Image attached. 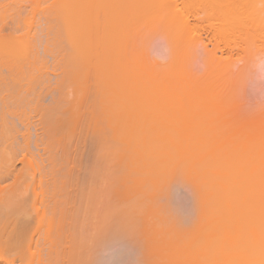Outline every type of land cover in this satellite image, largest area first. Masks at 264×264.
Instances as JSON below:
<instances>
[{
    "label": "rangeland",
    "instance_id": "rangeland-1",
    "mask_svg": "<svg viewBox=\"0 0 264 264\" xmlns=\"http://www.w3.org/2000/svg\"><path fill=\"white\" fill-rule=\"evenodd\" d=\"M2 1V2H1ZM0 1V3H3L5 6H6V4L7 5H9V6H11L10 4V2H9V0L7 1V0H1ZM40 3H42V2H40ZM22 6L23 7H26V8H28V9H30V6L29 5H31V3L29 4V2H28V0L26 1V0H24L22 3ZM39 4V3H38ZM39 5H41V4H39ZM29 6V7H28ZM43 6V5H42ZM80 8H82V7H80ZM24 11L23 12H25L26 10L25 9H23ZM78 10V8H76L75 9V11H77ZM5 11V10H4ZM60 11V10H59ZM58 11V13H59V16L61 15V14H66L65 12H63V10H62V12L63 13H61L60 14V12ZM79 11V13H77V14H75V15H78L79 14V16L81 17L83 14H81V13H83V8L82 9H79L78 10ZM77 11V12H78ZM9 13H7V15L5 16V18L2 20L4 23H2V21H0V27H1V30H2V33L5 35H7V33H10V31H11V29H12V26H14V25H12V23H16L15 21H13L12 19L13 18H15L16 16H14V15H10V14H12V12L11 11H8ZM11 12V13H10ZM23 12H22V10L20 11V13L21 14H23ZM38 12V11H37ZM2 13H4V12H2ZM6 13V12H5ZM5 13H4V15H5ZM56 13V15H57V11L55 12ZM73 13H74V11H73ZM9 14V15H8ZM54 14V13H53ZM4 15L2 16V17H4ZM8 16V17H7ZM39 16V17H38ZM54 16V15H53ZM67 16H68V14H67ZM67 16H63V17H66V19H67V21H68V18H67ZM11 17H13V18H11ZM21 17H22V15H21ZM43 17V16H42ZM56 17H58V15L56 16ZM56 17H54V18H56ZM61 17H62V15H61ZM76 17V16H75ZM74 17V14H73V16H72V18H75ZM11 18V19H10ZM44 18V17H43ZM43 18H41V15H39V14H37V16H36V18H35V23L33 24L34 25V29L32 28V31H31V33H32V35H33V38H32V41H31V43L32 42H38V44H39V41H41L40 39L41 38H43V35L42 34H44V31L42 32V33H40L39 34V31L40 30H45L46 28H44V26L45 27H47L46 25H47V23L49 24L48 26L51 28V30L54 28V29H56L55 27H54V25L55 26H58L57 27V29L54 31V29L51 31V34H52V32H53V34L52 35H54V38H53V36L51 37H49V35H51L50 33H46V34H44V37H46L47 35H48V37H46V38H44L45 40H46V42L48 41L49 43H51V39H52V43L50 44L51 46H52V48L54 49H58L61 45H64V46H61V48H59L58 49V51L57 52H59L58 54H62L64 57H62V55H58L57 56V58H59V59H57V61L58 60H60V59H62L61 61H58V62H61V63H59V65L57 66V64H55L57 61H55L56 59H54L53 57V55L52 54H55V57H56V54H57V52H53V51H56L55 49L53 50V49H49V47H51L50 45H49V43L47 42V43H45V41H44V43H45V45H46V47H47V53L45 52L46 50L44 49V52L41 50V47L42 46H44V48H45V45H44V43H43V45H38L37 44V46H36V48L38 47L44 54L46 53L47 55H48V52L49 53H52V54H50V55H48V58H47V55L46 56H44L43 55V53L42 52H40V50L38 51H34L35 49H34V47H32L31 46V48L30 47H26V50H27V53L26 52H22L23 53V55H25V56H23L22 55V53L20 54V52L21 51H23V49L25 48V46H24V48H23V46H22V48H20V46H16L15 48L13 47L14 45H12V44H8L7 43V46L9 47H5V45H3L2 46V48L1 49H4V48H6V50L4 51V52H7L10 48H11V46L13 47V48H11V49H17V50H14V53L17 55L18 54V56L20 57H24L23 58V63H24V60H26V56L27 55H30V57H29V59L33 62H31V61H29V62H31V65L32 64H36V62L34 63V61H36L37 59H40L41 57H42V55H43V57H42V60L44 61V60H46L47 61V59H48V61L46 62V61H42L41 59H40V61H41V63H39V61L37 60V69H34V68H31L30 70H32L33 69V72H31L32 74H30V76L31 75H36L35 77H33V78H36V79H39V84H40V90L41 89H43L42 87H41V84H46V88L44 87V90H41V93H39L38 94V92H37V88H38V86H39V84L37 85V83L38 82H36L35 84H36V86H35V84H34V86L36 87L35 89H34V92H35V94H36V96H35V94H34V92L33 91H30V93H29V95H31L32 93L34 94V97H35V99L37 100V98L39 99V100H37V101H35V100H33V98L34 97H32L31 99L33 100V103L31 104V106L34 104V106H32V107H35L36 105H37V103H41V104H43V106H44V104H46L45 105V108L46 107H48L47 105H49V103L51 102H53V101H48V100H53L54 99V103L57 105L58 104V102H59V105H57V106H55L53 103L51 104L50 103V105L49 106H51L50 108H49V111H51L50 109H52V110H54V111H51V113L52 114H50V112L48 113V111L46 112V110H45V115L47 114V116H51V117H47V118H51V120H53L52 122H53V124H51L52 122H51V120H49L48 121V119H46L45 118V116H44V119H46V120H44L43 122H48V124L46 123V124H43V125H46L47 127H45V126H43L40 122H41V116H40V114H38V116H39V118L40 119H38V116H37V114L36 115H34V114H32L31 115V113L29 112L30 111V105L29 106H26V105H21V107H20V105L19 106H17V107H15L14 108V111H16V114L17 115H19L20 113H21V116L24 114V116L23 117H21L22 118V121H23V125L25 126V125H29V126H27L28 128H29V131L31 132V133H29V136H28V143H27V148H29V149H27L29 152L28 153H30V154H28L27 155V153H26V149H25V147H24V149H25V154L22 156V155H20V150H17V148L18 147H20V146H22V144L23 145H26V144H24V142L22 143V144H20L21 142H22V138H20L21 136V134L22 133H24L25 132V134H23V135H27L28 134V132H26L25 130H24V127L22 126V124H21V126L22 127H20V122H19V120L18 119H10V118H8L12 123H13V128H14V130H13V128L11 129L10 127H11V125H10V122L8 121V120H4L5 122H4V124H3V127L5 126V128H6V126L7 125H9V126H7V131H8V133L10 134L11 133V136L10 135H7V134H5V129H4V131L2 132V133H4V135L5 136H7L6 138L8 139V142L9 143H7L6 145H8V144H11L12 146H14V147H12V146H10V148L11 149H13L14 148V152L16 153V152H18V153H16L14 156H17V157H14V160H12V165H13V167L14 168H12V172H15V173H13L12 174V176H14L15 175V178L13 177V179H12V177L10 178V179H8L7 180V182L6 183H4L3 185H5V186H12L13 188L17 185V183H18V185L16 186V188L15 189H13V190H15L16 191V194L14 193V198L13 199H15V198H18V200H15L16 201V204H17V206H18V209L19 208H23L25 205V207L24 208H28V209H30L29 207L30 206H32V204L35 202H37L36 204H39V199H40V201H45V205H44V207H46L47 208V210L45 209L44 210V208H42L43 207V205H42V207H41V204L43 203H40V205H38V210H39V212H40V218L39 219H41V217H43L42 219H41V222L43 221H45L46 219H45V215H46V217H47V222L49 223V225H46V224H48V223H46V224H43V222L40 224L42 227H41V229L45 232V230H46V238H45V240H46V247L47 248H45V247H43L44 249L43 250H45V249H50L49 250V252L46 250L45 252L46 253H44V251H42L43 253L41 254L40 253V255L42 256V258H40V255H39V261L37 260V262H41V259H42V264H83V263H85L86 261L88 262L89 260H90V258H91V256L93 255V253H92V251H93V249L92 248H95L96 247V240H97V238L96 237H94L93 238V236L95 235H97V237H98V232L100 231V228L102 227V221H103V219H105L104 220V222H107L108 220H110L111 218H112V216H115V215H117V212L119 211V213H121V212H124L123 210H125V209H122V210H119L120 208H123V207H125L126 208V206L128 207H130V209H128V208H126V210L127 211H130L135 205H137V206H135L133 209H132V211H131V214H130V217L132 218L135 214L137 215V217L135 216V218H134V220H138L136 223H139L138 225L136 224V229H137V233L138 234H141V235H138V237H139V239H140V241H141V243H142V246L144 247L143 248V250L145 249V251H143L144 253L145 252H149L148 254L147 253H145L147 256V258L146 259H144V260H147L146 262L144 261V264L146 263V264H148V262H150L151 260V262L153 263V264H229V262H230V264H252V263H254L255 262V264L257 263V264H259L258 263V259H262L263 260V258H264V255H263V253H264V246H261V245H264V241L262 240L261 241V239H264V237H262V236H264V231L262 232V230H264V226H263V223H264V220H262V219H264V217H263V215H264V212L262 211V210H264V201H262L264 198V179H263V177L264 176H262V175H264V161H262V160H264L263 158H264V154H262L261 155V153H263V152H258V148L260 147V145L262 144V142H263V136H264V132H261V130L262 131H264V102H263V96H264V69H263V64H264V47L263 48H253V49H255V50H251V49H249V50H247V52H249V51H251L250 53V55H244L243 53V55L245 56H243L242 58L243 59H240L239 57L240 56H242V55H237L236 57H237V59H240L241 60V62H239V63H235V65L232 63L231 65H229V66H227L226 68H225V70L227 71V72H229L230 71V73L229 74H227L225 71H223L224 73H226L228 76H226L225 75V77H223V75H224V73L223 74H221L220 76H221V78L222 79H220L219 78V80L221 81V83H223L224 81V83H223V85H222V87H224V88H221V89H219L218 88V91L220 90V92H224V93H222V94H224L223 96H221V93L220 92H216L217 93V95L218 96H220L221 97V99H223V98H225V103H224V107L222 106V107H218L217 106V109H218V112L220 111V113L223 115V117L225 116L226 118H223L222 116H219V114L217 115V111L215 110L214 111V109L212 110V111H214L213 112V114L211 113L210 115V117H211V123H208L207 124V126H209L210 128H212V127H215L216 129H215V131H221L222 130V127L224 126V128H223V130H225L222 134L223 135H225L227 138H225L222 134L221 135H219V137H220V139H222V140H220L219 139V137H213L212 139V143H211V138H208L207 137V139H206V137H204V136H202L201 138H204L203 140L200 138V136L199 135H190L191 136V138L188 136V137H183V136H181L180 134V136H178V134H176V133H174V134H176L177 135V139H179V137L180 138H183V139H179V140H181L180 142H178L179 140H177L176 139V137H174L175 135L170 131V126H164V125H160V126H158L159 124H154L153 125V123H144V125L141 123V125L142 126H144V127H141V125H139L140 123H134V120H132V116L137 112V111H139L138 109H143V108H141V106H140V108H138L136 105L135 106H133L132 104H130L131 105V107H130V105H129V107H130V111H131V113L132 114H130V111H129V107L127 106V107H123V106H120L121 104H122V102L123 103H125L124 102V99L126 100V98H127V94L128 93H130V92H132L133 91V89H135L136 88V86H137V82L136 81H134L135 82V84H134V82H132V80H130V81H128L129 82V84H128V82H126V84L128 85V87H130L131 85H132V87L129 89L128 87H127V85H126V87H125V84L123 85V86H119L118 88L120 89V90H122L121 88H123V87H125L122 91H117V90H119V89H115L114 91H113V93H110L111 95H113V97L112 96H110V94L107 92V90H106V88H104L103 89V87L105 86H101V83H102V85L103 84H105V83H103L104 81H102V82H99V80H100V77H102V79L101 80H104L105 78H104V73H103V65H101L103 62V59L101 58L100 59V57L101 56H103L102 55V53L100 54L101 56L99 57L98 56V53L97 54H95L96 53V51H95V53H92V55H94L95 54V56L97 57L98 56V59H100L101 60V62L102 63H95V64H87V62L89 61L88 59H90V58H84V60H83V62L85 63V66L83 65L84 63L82 62V60H81V62L82 63H80L79 62V59L77 60L78 62H79V67L80 68H78L77 66H78V64L76 63V62H74V63H76L77 64V66L75 65V64H73V62H72V64H71V62H70V59H69V57H70V55L72 54L71 53V51H70V49H69V45H68V49H69V51H70V53L66 50V41H67V44H68V39L67 40H65L66 38H68L67 37V34H66V37L64 36V29H61V28H63L64 27V25H63V27H62V24H63V21L64 20H61V21H59L58 20V18L56 19V21H58V23H60V24H58L56 21H54V19H53V17L51 16V18L53 19V22H54V25H53V22H52V19L50 18V22L51 23H49V22H45V21H47V20H45V21H43L44 19ZM79 18V17H78ZM16 19V18H15ZM59 19H60V17H59ZM65 19V18H64ZM48 20H49V18H48ZM12 21V22H11ZM67 21H66V23H67ZM44 22V23H43ZM79 22V21H78ZM22 23V22H21ZM65 23V22H64ZM80 25H78L77 24V26L79 27V26H82L81 25V20H80ZM23 24V23H22ZM37 24V25H36ZM41 24V25H40ZM42 24H43V26H42ZM50 24H51V26H50ZM57 24V25H56ZM19 25V24H18ZM40 25V26H39ZM53 25V26H52ZM20 26H25V25H20ZM66 26V25H65ZM53 27V28H52ZM136 27H138V26H136ZM142 27H144V25L143 26H139L138 27V29L136 28L134 31V35H135V33H136V31L138 32V34L140 35L139 36V39H138V37L136 38L135 36H137V35H133V38L135 39V41H136V43H135V45H137V48L135 47L134 49L135 50H131V46L132 47H134L135 45H133L132 43L134 42V41H132L131 42V44L129 43L128 45L130 46V51H129V48L127 49V50H124V52H127V51H129L128 53L131 55V53L132 52H134V56H132L134 59L133 60H131V64H132V62L135 60V59H137V57L138 56H140V55H142V56H140V58H138V59H143V58H145V59H147V61H145V63H148L147 64V66L150 68V66H151V69L153 68V67H155V69L157 68V66H162V65H166L169 61H170V54H168L169 56V58L168 59H166L167 57H165V55L167 54V53H170V52H167V50L165 51V50H163L162 51V49L165 47V45L167 46V44H168V41L167 40H165L166 39V36L165 37H161V36H163V34L161 33V32H159V31H156V32H154L153 33V31H152V28L151 27H145V28H142ZM21 28H23V27H21ZM41 28V29H40ZM65 28V27H64ZM158 28V27H157ZM156 28V30H158ZM58 29H60V30H58ZM78 29H81V30H78ZM25 30H27V29H25ZM77 30L78 31H80V33L78 32V38H79V35L81 34V32L83 33V26L82 27H80V28H77ZM85 30V29H84ZM160 30V29H159ZM37 31V32H36ZM46 31V30H45ZM56 31H58V32H56ZM59 31H62V32H60V34H59ZM20 33L22 32V31H19ZM27 32V31H26ZM41 32V31H40ZM66 32V31H65ZM140 32V33H139ZM35 33H36V35H37V37H40V39H35V37H34V35H35ZM54 33H56V34H54ZM131 33H133V32H131ZM159 33H161V36H160V34ZM58 34V35H57ZM142 34V35H141ZM18 35H19V33H18ZM42 37H41V36ZM61 35H63V36H61ZM71 35H72V33H71ZM130 35V34H129ZM55 36H57L58 38H56ZM60 36V37H59ZM68 36H69V34H68ZM76 36V37H77ZM32 37V36H31ZM62 37H63V39H62ZM71 37V39L73 40L72 41V43H70V40H69V43L70 44H74V43H76V42H74V40L75 41H77V40H79V39H82V36L78 39L77 38V40H76V37L74 36V35H72V36H70ZM73 37H74V39H73ZM48 38V39H47ZM58 40H56V39ZM129 38H131V40H132V36L131 37H129ZM165 38V39H164ZM84 39H86V37L84 38ZM63 40V41H62ZM83 40V39H82ZM84 41V40H83ZM86 41V40H85ZM129 41H130V39H129ZM42 42V41H41ZM54 42H56L55 44H53ZM64 42V43H63ZM78 42V41H77ZM82 41H79L78 43L80 44ZM87 42V41H86ZM31 43H30V45H31ZM61 43V44H60ZM63 43V44H62ZM78 43H76L77 45H79ZM85 43V42H84ZM33 44V43H32ZM36 44V43H35ZM57 44V45H56ZM59 44H60V46H59ZM82 44V43H81ZM86 44V43H85ZM27 45H29V44H27ZM26 45V46H27ZM34 45V44H33ZM48 45V46H47ZM53 45H55L54 47H53ZM59 46V47H58ZM74 46H75V44H74ZM81 46V45H80ZM188 46V51H186V57H187V59H185V60H188L187 62H186V64L185 65H187V67H186V69L188 68V69H190L189 71H192V74H191V76H190V74H188V73H190V72H188L187 73V71H186V76L187 75H189V77H187V80L191 77L192 79H189L188 81H192L193 79H196V78H198V77H196V76H201L203 73L202 72H204L205 70H203V67H204V65H203V63L205 64V56H202V52H203V49L199 46V44H196V43H193V44H190V45H187ZM73 47V46H72ZM76 47V46H75ZM79 47V46H78ZM77 47V48H78ZM82 48H83V46H81ZM85 47H87V44H86V46H84V49L83 50H85ZM20 48V49H19ZM43 48V47H42ZM76 48V49H77ZM139 48V49H138ZM165 48H167V47H165ZM187 48V47H186ZM207 48L208 49H211V46H207ZM19 49V50H18ZM71 49H73L74 50V47L73 48H71ZM75 49V50H76ZM126 49V48H125ZM25 49H24V51H26ZM48 50H51V52L50 51H48ZM62 51V53H61V51ZM64 50V51H63ZM65 50H66V52L67 53H69L70 55L69 56H66L65 54H67L66 52H65ZM72 50V51H73ZM80 50L81 51H83L81 48H80ZM79 50V51H80ZM86 50H88V49H86ZM137 50H139V51H137ZM77 51H78V49H77ZM78 51V52H79ZM80 51V52H81ZM98 51V50H97ZM166 53H165V52ZM168 51H169V48H168ZM17 52V53H16ZM33 52H35L36 53V55H37V59H35V57L34 56H36L35 55V53L33 54ZM37 52H38V54H37ZM63 52H64V54H63ZM74 52V51H73ZM85 52V51H84ZM94 52V51H93ZM100 52V51H99ZM162 52V53H161ZM41 53H42V55H41ZM87 53V52H86ZM137 53H139V54H137ZM20 54V55H19ZM76 54V53H75ZM81 56H82V52L81 53H79ZM79 54H77L76 55V57L79 55ZM125 54H127V53H125ZM129 54H127V57L129 56ZM133 54V53H132ZM138 56H137V55ZM248 54V53H247ZM53 57H52V56ZM83 55H85V53H83ZM87 55V57H89L88 55H89V53H87L86 54ZM85 55V56H86ZM90 55H91V51H90ZM91 55V56H92ZM38 56H39V58H38ZM61 56V57H60ZM72 56V55H71ZM81 56H79V58L81 57ZM95 56H92V59H93V57H95ZM131 56H129V58H131ZM137 56V57H136ZM161 56V57H160ZM27 57V58H28ZM44 57H46V59H44ZM50 57H52V58H50ZM65 57H68V61L70 62V64H69V67H67V60L65 59ZM75 57V58H76ZM203 57V58H202ZM235 57V58H236ZM32 58V59H31ZM51 60H50V59ZM73 58V57H72ZM162 58H164V59H162ZM29 59H27V60H29ZM33 59H34V61H33ZM82 59H83V56H82ZM86 59V60H85ZM234 59V58H233ZM236 59V60H237ZM26 60V61H27ZM50 60V61H49ZM64 60H66V61H64ZM94 60V59H93ZM93 60H90V62L91 61H93ZM95 60L97 61V58H95ZM100 60H98V61H100ZM161 60H163V61H161ZM235 60V59H234ZM235 60V61H236ZM25 61V62H26ZM51 61H55V63H54V65H53V62L51 63L52 64V67H51V64H50V62ZM63 61V62H62ZM86 61V62H85ZM137 61V60H136ZM136 61H134L133 63L134 64H138V63H135ZM143 61H144V59H143ZM204 61V62H203ZM238 61V60H237ZM28 62V61H27ZM57 62V63H58ZM94 62V61H93ZM92 62V63H93ZM139 62H140V64H142V67H143V62L142 61H140L139 60ZM150 62H151V65H150ZM64 63H66V65L64 64ZM184 63H185V61H184ZM189 64V66H188V64ZM25 65H27L26 63H24ZM100 64V65H99ZM140 64H138V66L140 65ZM154 64H155V66H154ZM23 66V71H24V67H26V66ZM61 65V66H60ZM63 65H65L66 66V68H65V66L64 67H62ZM71 65L73 66H76V68L74 67L72 70V73H70L69 74V68H72L71 67ZM84 67H83V66ZM91 65V66H90ZM95 65H96V67L98 68V65H99V71L98 70H96L95 71ZM146 65V64H145ZM144 65V66H145ZM40 66H42L43 68H41ZM44 66H47V67H49V68H45ZM57 66V67H56ZM82 66V67H81ZM88 67V69H87V67ZM94 66V67H93ZM31 67H33V66H31ZM56 68V69H54V68ZM101 67V68H100ZM202 67V68H201ZM39 68H41V70H43L44 68H45V70L46 71H41ZM52 68V69H51ZM61 68V70L60 71H64V70H66V71H68V73L67 72H65L64 71V73L65 74H67V75H65L66 77H67V80H66V78H65V80H66V82L64 83V84H62L61 83V78H63L64 79V73L63 72H59L58 70ZM64 68V70H62ZM67 68H68V70H67ZM78 68V72L76 73V69ZM86 68V69H85ZM94 69V71L93 70H90V69ZM202 70H201V69ZM205 68V67H204ZM26 69V68H25ZM41 71V72H43L42 74H41V72L39 73V70ZM47 69L49 70V72H51L52 73V71L54 72L53 73V76H55V73H57L56 74V78L59 80V82H60V86H58V87H60L61 89H63L62 87H61V85H64V89L61 91L62 92V96H67V97H62V98H60L59 99V97H61L60 96V94H61V92H60V89L58 90V88H54V90H56L57 89V91L58 92H60V94H58V92L57 91H54L53 90V88L52 87H50V88H52L51 90L53 91L52 93H51V98H49L48 99V97H50V96H48L49 94H50V91H48L49 93L48 94H45V93H43L44 94V96H43V94H42V92H46L47 90H50V88H48L49 86H51V85H53V86H57L58 84H56V81H58V80H56L55 78H53V76L51 75V73H49V72H47ZM50 69L52 70V71H50ZM74 69L76 70V71H74ZM81 69V70H80ZM85 69V70H84ZM102 69V70H101ZM154 69V70H155ZM35 70H38V71H36L35 72ZM71 70V69H70ZM229 70V71H228ZM27 71V70H26ZM26 71H24V72H26ZM83 73H82V72ZM85 71H87V72H85ZM90 71L93 73V77L91 76V74L92 73H90ZM100 71H102V74L100 73ZM201 71V72H200ZM37 72H38V74H37ZM46 72H47V74H46ZM59 72V73H58ZM77 74H75V73ZM96 72V73H95ZM200 72V74L199 75H197L198 73ZM30 73V72H29ZM29 73L27 74V72H26V74H25V76L24 77H26L27 75H29ZM33 73H35V74H33ZM44 73H45V75H44ZM62 73V74H61ZM79 73V74H78ZM82 74V76H81V74ZM202 73V74H201ZM62 75V77L60 78V75ZM89 74V75H88ZM100 75L99 77L97 76V75ZM196 74V75H195ZM40 75H41V77H40ZM43 75H44V77H46V75L47 76H50L51 78H49L48 77V79L50 80V81H46V79L44 78V82L42 81L43 79ZM73 77H72V76ZM75 75V76H74ZM79 75H80V77H79ZM83 75L85 76L86 75V77H87V79H86V77H84L83 78ZM30 76H27V77H30ZM77 76V77H76ZM90 76H91V78H90ZM32 77V76H31ZM30 77V78H31ZM70 77V78H69ZM76 78V80L77 81H79V83L77 82L76 83V80H75V78ZM97 77V78H96ZM196 77V78H195ZM47 78V77H46ZM74 78V79H73ZM78 78H80L79 80H78ZM95 78H96V80H95ZM42 79V80H41ZM53 79L54 80H56L55 81V83H54V81H53ZM84 79V80H83ZM89 79H93V80H90L89 81ZM97 79H98V81H97ZM130 79V78H129ZM65 80H63V81H65ZM74 80V81H73ZM224 80V81H223ZM42 81V82H41ZM97 81V82H96ZM220 81H219V84H221L220 83ZM51 82V83H50ZM59 82H57V83H59ZM81 82V83H80ZM85 82V83H84ZM87 82V83H86ZM99 82V84H97ZM48 83H49V86H48ZM55 85H54V84ZM76 83V84H75ZM132 83V84H131ZM86 85V86H84V85ZM131 84V85H130ZM134 84V85H133ZM34 86L33 87H31L30 86V90H33V88H34ZM67 86V87H66ZM220 86V85H219ZM70 87H72L71 89L72 90H70ZM80 87H82V88H84V89H80ZM135 87V88H134ZM38 88V89H39ZM76 88V89H75ZM78 88H79V93H77L78 92ZM45 89H47L46 91H45ZM129 89V90H128ZM153 91H155V92H160V88H157L156 87V89H158V90H156L155 88V90L153 89V88H151ZM171 90V88H166V89H163V91L165 92L166 90ZM223 89V90H222ZM224 89H226V90H224ZM40 90H38V91H40ZM68 90H70V91H68ZM75 90V91H74ZM81 90V91H80ZM131 90V91H130ZM169 90V91H170ZM67 91V92H66ZM123 91H125V92H123ZM129 91V92H128ZM162 91V92H163ZM54 92H56L55 94L58 96V98L54 95ZM68 92H69V94H68ZM81 92H82V94H81ZM119 92V93H118ZM123 92V93H122ZM128 92V93H127ZM65 93H67V95L65 94ZM104 93H105V95H104ZM107 93V94H106ZM114 93H117V94H114ZM126 93V94H125ZM65 94V95H64ZM108 94H109V96H108ZM228 94V99H227V95ZM29 95L27 96V98L30 100V97H29ZM41 95V96H40ZM119 95L121 96V97H119ZM33 96V95H32ZM46 96V98H44L43 99V97H45ZM55 96V98L57 99L56 101H55V98H53V97ZM124 96V98H122ZM217 96V97H218ZM116 97V98H115ZM223 97V98H222ZM107 98V99H106ZM116 100H115V99ZM118 98V99H117ZM48 99V100H47ZM62 99V100H61ZM67 99V100H66ZM106 99V100H105ZM119 99H121V100H119ZM220 99V100H221ZM40 100H44L43 102L41 101L40 102ZM47 100V101H46ZM64 100V101H63ZM71 100V102L69 103V101ZM101 100V101H100ZM103 100V101H102ZM113 100H115L114 101V103L117 101V100H119L121 103L119 104H117L116 103V105L115 104H113ZM224 100V99H223ZM31 101V100H30ZM34 101H35V103H34ZM105 101H109V102H105ZM112 101V102H111ZM119 101H117V102H119ZM67 102V103H66ZM99 102H103L102 103V105H101V103L99 104ZM111 102V104L112 105H110V104H108V103H110ZM63 103V104H62ZM107 103V104H106ZM129 103V102H128ZM219 103H223V102H219ZM38 104V106H41V104L39 105ZM62 104V105H61ZM70 104H71V106H70ZM106 104V105H105ZM227 104V105H226ZM66 105V106H65ZM104 105V106H103ZM139 105V104H138ZM147 104H145V105H143V107H145ZM222 105V104H221ZM23 106H24V108H25V110L26 111H22V110H24V108H23ZM43 106H41L42 108H43V110L45 109ZM58 106H60V107H58ZM62 106V107H61ZM101 106H103V107H109V108H104L103 109V107L101 108ZM113 106H115V108L113 107ZM119 106V107H118ZM148 106V105H147ZM226 106V107H225ZM55 107V108H54ZM57 107V108H56ZM68 109H67V108ZM98 107H100L101 108V110H103L102 111V113H99V108ZM134 107V108H133ZM230 107V108H229ZM22 108V109H21ZM27 108H29V111H28V109ZM59 108H61V109H59ZM72 108V109H71ZM111 108H112V110H111ZM118 108H120V109H118ZM125 108H126V110H125ZM148 108V107H147ZM146 107H145V109H147ZM225 108V109H224ZM41 109V108H40ZM64 109V110H63ZM70 109V110H69ZM110 109V110H109ZM116 109V110H115ZM127 109H128V111H127ZM17 110H19V111H17ZM42 110V109H41ZM116 111L117 112V110L119 111V112H117V113H115V112H112V111ZM135 110V111H134ZM137 110V111H136ZM23 113H22V112ZM59 113V114H54V113H57V112ZM60 111V112H59ZM69 112L68 114H66L65 112ZM72 111V112H71ZM105 111V112H104ZM109 111V113H107V112ZM123 111V112H122ZM17 112H20V113H17ZM30 113V114H27V113ZM101 112V111H100ZM61 113V114H60ZM66 116V115H68V116H66V117H68V118H66L65 119V117H63V114ZM71 113L74 115L75 114V116L74 117H76V118H74L72 115H71ZM110 114L109 116L111 117L110 118V120L112 119V120H114V122L113 121H110L109 120V116L107 115V114ZM112 113H115V114H112ZM122 113H124V114H122ZM127 113V114H126ZM128 113H129V116H128ZM50 114V115H49ZM102 114H104L103 116H102ZM108 116L107 118L108 119H106V115ZM119 115L118 117H116L115 118V116H117V115ZM120 114H122V115H120ZM127 116H126V115ZM30 115V116H29ZM52 115H54V118H53V116ZM57 115V116H56ZM62 115V116H61ZM70 115V116H69ZM77 115V116H76ZM115 115V116H114ZM130 115H132L131 117H130ZM217 115V116H216ZM227 115V116H226ZM25 116H28L27 118L29 119V120H27V119H25L26 117ZM35 116V117H34ZM124 116V117H123ZM235 116V117H234ZM60 117V118H59ZM61 117H63V118H61ZM71 117V121H73V120H75V121H73V123L69 120V118ZM113 117V118H112ZM125 117H126V119H125ZM129 117V118H128ZM227 117H228V119H227ZM35 119L34 121L32 120V119ZM56 118H57V120H56ZM115 118V119H114ZM119 118V119H118ZM122 118H123V120H122ZM133 118H134V116H133ZM26 120V122H25V120ZM32 121H31V120ZM42 119H43V117H42ZM59 119H60V121H59ZM62 119V120H61ZM67 119H68V121L70 122V127H68L69 129L68 130H66L67 129V127L66 126H69L68 124L69 123H66L65 124V122L67 121ZM73 119V120H72ZM117 119H118V121H117ZM261 119V120H260ZM37 120H39L38 122H37ZM109 122H108V121ZM120 120V121H119ZM129 120V121H128ZM131 120V121H130ZM225 120H228V121H225ZM9 123H8V122ZM28 121H29V123H30V121H31V123H36L35 125L33 124L32 126H30L31 124H28ZM67 121V122H68ZM222 121H225V123L223 124V122ZM54 122H56V124H58L57 126H56V124H54ZM62 122H63V124H62ZM114 123V125H113V123ZM120 122H121V124H120ZM123 122V123H122ZM128 122V123H127ZM132 122V123H131ZM220 122H222V124H223V126L220 128V129H217L219 126H220ZM228 122V123H227ZM231 124H230V123ZM263 124H262V123ZM41 124L42 125V127L44 128V129H42V127L40 126V125H38V124ZM112 123V124H111ZM130 123V124H129ZM188 123V122H187ZM189 123H191V122H189ZM189 123H188V126H187V124L186 123H184V124H186V126L184 125V124H182V125H180L181 127L182 126H185V127H183V128H181L180 130H179V125H176L177 127H179V128H177L176 127V130H179V133H181L182 132V130L183 131H190L191 129H193L194 128V132H195V130L196 131H198V132H201V130H202V128H204L203 126L204 125H202V124H200V123H198V125H197V123H196V125L197 126H200V127H197L196 125H195V123H191L190 125H189ZM216 123V124H215ZM220 123V124H219ZM238 123L240 124V125H238ZM257 123V124H256ZM122 124H125V126L123 127V125ZM134 124L136 125V126H134ZM200 124V125H199ZM242 124V125H241ZM258 124H259V126H258ZM261 124V125H260ZM51 125H55L54 127H56V128H54L55 130H52L53 132V137L54 138H58L59 139V141H61L62 142V144H61V142H59V141H57L56 142V140L53 138V140H55V141H51V143H54V144H51L50 143V141H49V139L51 140L52 139V137H48L47 139H48V142H47V140H46V137H42V135H44V131L43 130H45V132H46V129L45 128H47V133H45L46 134V136H49V132H51L50 130H51V128H52V126ZM118 125V126H117ZM122 125V126H121ZM129 125V126H128ZM134 126L133 128H132V126ZM147 125H148V127H147ZM151 126V128L152 127H154V128H152V130H151V128H149L150 126ZM192 125H193V127H192ZM202 125V126H201ZM218 125V126H217ZM244 125V126H243ZM35 126L37 127V129L35 128ZM50 126V127H49ZM58 126H60V127H58ZM65 126V127H64ZM120 126V127H119ZM131 126V127H130ZM139 126V127H138ZM163 126V127H162ZM190 126V127H189ZM212 126V127H211ZM228 126V127H227ZM234 126H236V127H234ZM240 126V127H239ZM8 127L11 129H8ZM15 127H16V131H15ZM32 127H34L33 129H31ZM38 127H41V128H38ZM62 127H64V131H63V129H61ZM120 128V129H118V128ZM121 127H123L122 129H121ZM126 127V128H125ZM137 127V128H136ZM156 127V128H155ZM159 127V128H158ZM162 127V128H161ZM172 127V126H171ZM230 127H232V128H230ZM245 129H244V128ZM256 127V128H255ZM49 128V129H48ZM58 128H60L61 130H59ZM66 128V129H65ZM137 130H136V129ZM158 128V129H157ZM167 128H169V130H167ZM186 128V129H185ZM190 128V129H189ZM201 128V129H200ZM242 128V130H239V129H241ZM41 129H42V131H41ZM59 130V131H57V130ZM126 129V130H125ZM140 129H141V131H140ZM143 129V130H142ZM214 129V128H213ZM236 129V130H235ZM238 129V130H237ZM261 129V130H260ZM9 130H10V132H9ZM34 130V131H33ZM35 130H36V132H35ZM38 130H40L41 132H39ZM134 132V133H132V131ZM139 130V131H138ZM154 130V131H153ZM159 130H161V131H163V132H159ZM167 130V131H166ZM231 130H232V132L234 133L235 131H236V135H235V137L233 136V134H232V132H231ZM7 131H6V133H7ZM12 131H14V132H16L18 135H16V133H14V132H12ZM21 132V134L20 133H18V132ZM34 133H33V132ZM54 131H56V132H54ZM60 131H63V133L62 132H60ZM129 131H131V133L132 134H130V132ZM143 131V132H142ZM166 131V132H165ZM192 131V130H191ZM37 132H39V133H37ZM58 132H60V133H62L61 135H57V134H59ZM137 132H139V133H137ZM145 132V133H144ZM147 132V133H146ZM152 132H154V133H152ZM168 132V133H167ZM170 132H171V134H170ZM125 133V135H123ZM128 133V134H127ZM152 133V134H151ZM157 133V134H156ZM159 133V134H158ZM160 133H162V134H160ZM164 133V134H163ZM193 133V132H192ZM243 135L244 133V137H242V135ZM256 133V134H255ZM260 135H259V134ZM16 136V141H17V143L16 144H18L19 143V145L20 146H15V141H13V140H11V139H15L14 137V135ZM35 134V135H34ZM38 134V135H37ZM40 134H42L41 136H39ZM127 134V135H126ZM130 134V135H129ZM136 134V135H135ZM138 134H140V138H139V135ZM151 134V135H150ZM153 134H155V135H153ZM3 135V134H2ZM1 135V136H2ZM3 135V136H4ZM36 136L37 135V138L36 137H34V136ZM51 135V134H50ZM129 135V136H128ZM133 135V136H132ZM134 135H135V137H134ZM141 135H142V137H141ZM145 137H144V136ZM147 135V136H146ZM151 137H150V136ZM157 135V136H156ZM159 135H162V136H160L159 137ZM12 136H14V137H12ZM52 136V135H51ZM58 136V137H57ZM129 138H128V137ZM138 136V137H137ZM155 136V137H154ZM164 136V137H163ZM169 136V137H168ZM193 136H195L196 137V140H195V138H193ZM228 136L229 137H231L230 139H228ZM255 136H257V137H255ZM260 136H262L260 139H258V137H260ZM10 137V138H9ZM27 137V136H26ZM26 137H24V138H26ZM29 137H30V139H29ZM39 137H41V139L39 140L40 142H42L43 141V138H44V141L45 142H47V144L49 145V144H51V145H49V146H47L45 143H44V141L42 142V144H39L38 142L39 141H37L38 139H39ZM99 137H100V139H99ZM127 137V138H126ZM131 137V138H130ZM132 137H134L136 140H137V138L138 139H142L145 143L147 142V145L146 144H144V142L143 141H140V140H137V143L135 142L134 144H135V147L133 146V142L135 141V139L134 138H132ZM144 137V138H143ZM148 137V138H147ZM154 137V138H153ZM175 138V140H176V142H175V140H174V138ZM199 139H198V138ZM232 137H233V139H232ZM253 137H255V140H254V138ZM149 138H151V139H149ZM156 138V140L157 141H154V139ZM159 138V139H158ZM167 138H168V140H167ZM173 138V139H172ZM185 138H187L186 140H185ZM190 138V139H189ZM214 138H217V139H215V140H220V143H221V145H217L216 144V142H218V141H216L215 142V140H214ZM245 140H244V139ZM9 139H10V141H9ZM21 139V140H20ZM27 139V138H26ZM37 141V143L35 142V140ZM57 139V140H58ZM61 139V140H60ZM100 141H99V140ZM127 139H128V141H127ZM129 139H130V141H129ZM133 139V140H132ZM147 139H148V141H147ZM153 139V140H152ZM210 139V140H209ZM228 140V142H226V140ZM33 140H34V142H35V144H36V147H33V146H35V144H33L34 142H33ZM132 140V141H131ZM151 140V141H150ZM170 140V141H169ZM189 140H191L190 142H189ZM194 140H195V142H194ZM201 142H200V141ZM231 142H230V141ZM98 141V142H97ZM160 141V142H159ZM172 141V142H171ZM186 141H188V142H186ZM192 141H193V143H194V146H193V144H192ZM262 141V142H261ZM12 142V143H11ZM56 142V143H55ZM100 142H101V145H100ZM148 142H150V143H148ZM153 142H158L157 143V145H158V147L157 148H153L152 146V150H155V151H153L154 153H151L152 152V150H150L149 151V149H151L150 148V145H151V143L153 144V146L154 147H156L154 144L155 143H153ZM163 143V145L164 146H161L162 145V143ZM170 142V146H169V143ZM183 142V144H181ZM203 142V143H202ZM207 142V143H206ZM215 142V143H214ZM240 142V143H239ZM248 142V143H247ZM257 142V143H256ZM259 142H261V143H259ZM30 143V144H29ZM57 143H59V144H57ZM64 143V144H63ZM98 143V144H97ZM166 143L168 144V147H167V145H166ZM186 143V144H185ZM190 143V144H189ZM195 143H196V146H195ZM197 143H199V144H197ZM202 143V144H201ZM204 143H205V145H204ZM214 143V144H213ZM224 143V144H223ZM225 143H227V144H225ZM228 143H230V144H228ZM232 143H236V145L234 144H232ZM249 143H251V144H249ZM43 144H45L44 146H47L46 148H45V150H43V151H41L44 147L43 146H41V145H43ZM142 144V145H141ZM148 144H150L149 145V149L146 151L145 149H144V147L146 148L147 146H148ZM176 144V145H175ZM216 144V145H215ZM29 145V146H28ZM53 145V146H52ZM62 145V146H61ZM98 145V146H97ZM136 145H138V146H136ZM139 145H140V147H142L143 148V151H142V149L139 147ZM173 145H174V147H173ZM185 145V146H184ZM193 147H191V146ZM212 145V147H210ZM263 145V144H262ZM261 145V147L263 148V146ZM39 146H41L42 147V149H41V147L39 148ZM64 146V147H63ZM102 146V148H100ZM161 146V147H160ZM171 146L173 147V149H171ZM176 146V147H175ZM204 146V147H203ZM209 147V149L210 148H213V147H215L216 148V146H217V148L216 149H218V147L219 146H221L219 149H218V151H216V154L214 153V156H213V150L215 149V148H213L212 150L210 149V151H208V149H207V147ZM224 146V147H223ZM227 146V148H226V150H224L225 149V147ZM249 146H251V147H249ZM259 146V147H258ZM15 147H17L16 149H15ZM49 147H51L50 149H47V148H49ZM57 148V150L55 149V148ZM134 147V148H133ZM166 147V148H165ZM182 147V148H181ZM202 149H204L205 151L207 150V152L206 153H209V152H211V154L210 155H212V156H209V154L207 155L206 153H204L205 151L204 150H201V148ZM235 147V148H234ZM256 147H258V148H256ZM260 147V148H261ZM38 148L40 149V150H38ZM61 148H63V150L61 149ZM94 148V149H93ZM98 148V150H97V152H96V149ZM139 148V149H138ZM165 148V149H164ZM179 148V149H178ZM187 148H189L188 149V151H187ZM206 148V149H205ZM222 148V150H220ZM232 148V149H231ZM237 148V149H236ZM248 148V149H247ZM259 148V149H260ZM260 149L261 151H263V149ZM61 149V150H60ZM101 149V150H100ZM135 149H138V151H140V152H138V155H139V157H137V158H139L138 160H140V162H141V160H143L144 161V159H146L145 158V156L147 157V160H146V162H147V164H149V166H151V169H149L150 167H148L147 165H145L146 166V170L144 169L145 168V166L143 165L144 163H145V161L144 162H142V165L141 166H143V167H140V165H139V161L137 160V158H136V156H134L133 154L135 153V154H137V152H135V151H137V150H135ZM141 149V150H140ZM159 150V152H158V150ZM169 150V151H167V150ZM183 149V150H182ZM191 149H193L192 151L194 152H192L191 151ZM194 149H196V150H194ZM215 149V150H216ZM231 149V150H230ZM234 149V150H233ZM242 149V150H241ZM246 149V151L244 152L243 150H245ZM15 150H17V151H15ZM49 150V151H48ZM60 150V151H59ZM134 150V151H133ZM162 150V151H161ZM166 150V151H165ZM174 150H175V152H174ZM197 150H199V152L197 151ZM214 150V151H215ZM250 150V151H249ZM251 150L253 151V152H251ZM255 150V151H254ZM52 155V157L50 156V155H48V156H50L49 158H52L51 159V161H53L52 163H51V161H50V159H49V161L48 162H46V159L45 158H47V156L45 157L44 155L46 154L47 155V153L48 152ZM99 151V152H98ZM101 151V152H100ZM142 151V152H141ZM163 151H164V153H163ZM191 153H193V155L192 156H190L189 157V153L190 152ZM196 151V152H195ZM202 151V152H201ZM222 151H225V152H221ZM227 151V152H226ZM229 151V152H228ZM230 151H233V154L230 152ZM235 151V152H234ZM20 152V153H19ZM38 152V153H37ZM45 152H47V153H45ZM103 152H105V153H103ZM151 154H150V153ZM157 152L159 153V154H157ZM180 152V153H179ZM187 152H189V153H187ZM238 152H240V153H238ZM249 152H251V153H249ZM255 152V153H254ZM40 153H42V154H40ZM48 153V154H49ZM103 153V155L101 156V154ZM142 153V154H141ZM145 153V154H144ZM162 153V154H161ZM166 153V154H165ZM168 153V154H167ZM190 153V154H191ZM196 153V154H195ZM218 153H220L219 154V156H218ZM224 153H226V154H224ZM230 153V154H229ZM236 153V154H235ZM242 153H247V154H242ZM259 153V154H258ZM59 154V155H58ZM107 154H109V155H107ZM146 154H148V155H146ZM156 154V155H155ZM161 154V155H160ZM172 154V155H171ZM196 156H195V155ZM202 154L204 155L203 157H201L202 156ZM205 154H206V156H205ZM224 154V155H223ZM239 154V155H238ZM40 155V156H39ZM41 155H43V156H41ZM53 155H55V156H53ZM97 155H100L99 157L97 156ZM106 155H107V157H106ZM142 155V156H141ZM145 155V156H144ZM155 155V156H154ZM163 155V156H162ZM187 155V156H186ZM232 155V156H231ZM240 155H242L241 157H240ZM250 155V156H249ZM18 156H22V158L20 159V157H18ZM29 156V157H28ZM111 156V157H110ZM144 156V157H143ZM150 156H152V158L150 157ZM159 156V157H158ZM166 156H167V158H166ZM169 156V157H168ZM193 156H194V158H193ZM209 156V157H208ZM216 156V157H215ZM217 156L218 157H221L222 156V158H223V160H225V161H222L221 159H219V158H217ZM261 156H263V158L261 157ZM27 157V159H28V161H27V159L25 160V158ZM38 157H43V158H39L38 159ZM98 157V158H97ZM106 157V158H105ZM143 157V159H141ZM149 157V158H148ZM156 157V158H155ZM160 157H162V158H160ZM169 162V164H167V161H165V159ZM173 157V158H172ZM181 157H183V159H181ZM184 157H189L188 159H190V160H187L188 161V163H187V161H186V159L184 158ZM213 157H214V160H213ZM227 157H229L230 159H232L231 161H228L229 159H226ZM235 157H238L237 159L235 158ZM251 157V158H250ZM15 158H17V159H15ZM55 158V159H54ZM58 158V159H57ZM103 158H105V159H103ZM110 158V160H106V159H109ZM200 158V159H199ZM216 158V159H215ZM235 158V159H234ZM241 158H244V160L243 159H241ZM254 158V159H253ZM257 158H259V159H257ZM19 159V160H18ZM43 159H45L44 160V162L42 161ZM61 159V160H60ZM96 159L98 160V161H96ZM100 159V160H99ZM150 159V160H149ZM171 159H172V162H171ZM179 159V160H178ZM198 159V160H197ZM209 159H211V162L209 161ZM260 159H262V160H260ZM23 160L24 161H26V162H23ZM104 160V165H107V163H108V165H109V169H107V167H105L104 165H103V163H102V161ZM157 160V161H156ZM160 160H163V161H160ZM181 160V161H180ZM192 160V161H191ZM203 160V161H202ZM216 160H219V161H216ZM246 160V161H245ZM251 160H253V161H251ZM15 163H14V162ZM18 161V162H17ZM106 161H107V163H106ZM138 161V162H137ZM199 161V162H198ZM207 161V162H206ZM214 161H216V162H214ZM220 161H222V162H220ZM239 162V163H237L236 164V162ZM260 161V162H259ZM23 162V163H22ZM55 162V163H54ZM187 164H186V163ZM195 162V166H198V167H196L195 168V166H194V163ZM218 162H220V163H218ZM249 162H251V164H252V166H249L250 164H249ZM259 162V163H258ZM17 163V164H16ZM21 163V164H20ZM57 163V164H56ZM60 163V164H59ZM62 163V164H61ZM99 163V164H98ZM127 163H128V165H129V168H128V166L126 167V165H127ZM138 163V164H137ZM159 163V164H158ZM165 163V164H164ZM192 165H190V164ZM201 163V164H200ZM209 163V164H208ZM215 163V165H217V166H215V165H213V164ZM218 163V164H217ZM225 163V164H224ZM234 163V164H233ZM260 163H262V164H260ZM14 164H15V166H14ZM25 164V165H24ZM50 164H52V165H50ZM59 164V168H58V166H56V165H58ZM146 164V163H145ZM158 166H157V165ZM198 164V165H197ZM223 164V165H222ZM230 164V165H229ZM233 166H232V165ZM238 164H239V166H238ZM240 164H241V166H240ZM253 164H255V165H253ZM256 164L257 165H259V166H256ZM62 165V166H61ZM99 165H100V167H99ZM135 165V166H134ZM137 165H139V167L142 169V170H140V168H136V166ZM153 165H156L155 166V168L157 169H155L154 168V166ZM161 165V166H160ZM190 165V166H189ZM203 165V166H202ZM236 167H235V166ZM242 165H244V166H242ZM245 165H247V167L246 168H248L249 169V174H247L248 172H247V169L245 170V169H240V170H242V172H243V174L242 173H239V167H241V168H244L245 167ZM98 166V167H97ZM189 166V167H188ZM206 166V167H205ZM208 166V167H207ZM212 168H211V167ZM228 166H230L231 168H228ZM254 166V167H253ZM260 166H262V167H260ZM46 167V168H45ZM103 167H104V169H103ZM190 167H193L192 169H190V170H188ZM200 167H202V169H203V171L205 170V168L206 169H208V168H210V169H208V171L207 170H205L204 172L202 171V169L200 168ZM213 167H215L214 169L215 170H213ZM228 168V169H226V168ZM238 167V168H237ZM49 168V169H48ZM53 169V172H52V170L51 171H48V170H50V169ZM54 168H57V169H54ZM126 168H128L129 169V171H128V169H126ZM153 168V169H152ZM197 170H195V169ZM198 168V169H197ZM223 168H225V169H223ZM258 169L257 171L258 172H256V169ZM101 169H102V171H101ZM106 169H107V171H106ZM201 169V170H200ZM222 169V170H221ZM253 169L255 170V173H253L252 175H250V173H252V172H254L253 171ZM149 170V171H148ZM154 170V171H153ZM192 170V171H191ZM196 172H195V171ZM217 170V171H216ZM218 170H220V171H218ZM226 170V171H225ZM236 170H239L238 171V173H237V171ZM250 170H251V172H250ZM62 171V172H61ZM99 171H101V173L99 172ZM131 171H133V172H131ZM147 171V172H146ZM201 171V172H200ZM210 171H211V174H210ZM214 171V172H213ZM232 171L234 172V173H232ZM244 171H246V173H244ZM46 172V174H44ZM49 172L51 173V174H49ZM56 172V173H55ZM61 172V173H60ZM106 172V173H105ZM194 172V174H192ZM206 172H208L209 174H206ZM213 172V173H212ZM217 172L219 173V174H217ZM221 172V173H220ZM228 172H231L230 173V175L229 174H227ZM259 172H261V173H259ZM17 173V174H16ZM63 173V174H62ZM73 173L76 175V177H75V175H73ZM94 173H95V175H96V173H97V175L95 176L94 175ZM101 174V175H99V174ZM103 173H105V175L106 176H103ZM109 175H108V174ZM115 173H116V178H114V179H112L114 176L113 175H115ZM121 173V174H120ZM148 173V174H147ZM191 173V174H190ZM197 173H199V174H197ZM202 173H205V177L203 176L204 174H202ZM237 173V174H236ZM56 174H58L57 176H56ZM113 174V175H112ZM121 175V177L119 176V177H117L118 175ZM233 174V175H232ZM255 174V175H254ZM18 175H20V176H18ZM87 175H88V179L89 178H91V179H89V180H87V182L85 183V180L87 179L86 177H87ZM94 175V176H93ZM123 175V176H122ZM189 176V177H187V176ZM198 175V176H197ZM209 175H211L210 177H209ZM219 175V176H218ZM221 175V176H220ZM229 175V176H228ZM254 175V176H253ZM86 176V177H85ZM103 176V177H102ZM108 176H110V179H109V177ZM111 176H112V178H111ZM222 176H224V177H222ZM228 177V179H231V180H233V181H231V180H227V177ZM232 176V177H231ZM241 176V177H240ZM60 177L62 178V180H61V182H60ZM94 177V178H93ZM122 177H123V179H122ZM197 177H198V179H197ZM201 177V178H200ZM214 177H216V178H214ZM218 177H219V179H218ZM240 177V178H239ZM260 177V178H259ZM261 177H262V179H261ZM86 178V179H85ZM97 178H102V180H96ZM190 178V179H189ZM207 178V179H206ZM208 178H209V180H208ZM213 180H212V179ZM222 178H224V179H222ZM233 178V179H232ZM245 178V179H244ZM255 178H258L257 180L255 179ZM59 179V180H58ZM112 179V180H111ZM119 179H120V181H119ZM122 179V180H121ZM197 179V180H196ZM206 179V180H205ZM215 179V180H214ZM235 179H238V180H240L239 181V183L240 184H238V182L236 183V181H235ZM250 179H251V181H250ZM84 180V181H83ZM93 180V182H91ZM109 180V182H107ZM110 180H111V182H110ZM117 180V181H116ZM196 182H195V181ZM205 180V181H204ZM122 181H124V183H126V185H122ZM199 181V182H198ZM203 181V182H202ZM209 181V182H208ZM210 181H211V183H210ZM217 181V182H216ZM219 181V182H218ZM224 181V182H223ZM227 181H230V182H227ZM244 181H246V183L244 182ZM253 181H255L256 183H254ZM258 181V182H257ZM16 182V183H15ZM190 182V183H189ZM208 182V183H207ZM215 182V183H214ZM233 182V184H231ZM235 182V183H234ZM245 183L244 185H242L241 186V184H243V183ZM259 182H261V183H259ZM263 182V183H262ZM110 183H112V184H110ZM121 183V184H120ZM123 183V184H124ZM194 183V184H193ZM198 183H200V184H198ZM213 183V184H212ZM217 183H219V186H218V184ZM224 183V184H223ZM249 183V184H248ZM251 183H252V185H251ZM259 183V184H258ZM110 184V185H109ZM193 184V185H192ZM210 184V185H209ZM228 184H230L231 186H234V187H231L230 185H228ZM248 184V185H247ZM119 185H121V186H119ZM206 185V186H205ZM209 186V188H208V186ZM218 186L219 187V189H217L218 187H216V186ZM237 185H239V186H237ZM246 185H247V187H246ZM256 186V187H254V186ZM259 185V186H258ZM10 186V187H11ZM20 186V187H19ZM111 186H113V188L111 187ZM114 186H118V188H120L121 187V189L120 190H117L116 192L118 193V195H116L117 193L116 192H114V194L116 195V198H113L112 197V195H113V193H112V191H113V189L115 188V189H117L116 187H114ZM126 186V187H125ZM191 186H193L192 187V192H191ZM200 188H199V187ZM18 187L20 188L18 191H17V189H18ZM56 187V188H55ZM61 187V188H60ZM123 187V188H122ZM197 187H198V189H197ZM207 189H206V188ZM226 187H230V188H226ZM236 187V188H235ZM244 187H246L247 189L246 190H248V192L249 193H247V191L246 190H244V191H242V189H245ZM263 187V188H262ZM23 188V189H22ZM59 188H60V190H59ZM112 188V189H111ZM194 188L196 189V190H194ZM202 188V189H201ZM220 188H222V190L220 189ZM239 188V189H238ZM261 188V189H260ZM109 189H110V193H109ZM115 189H114V191H115ZM126 189H127V193H125V191H126ZM230 189H233L232 191L233 192H231V190ZM252 189H254L253 191H252ZM53 190V191H52ZM197 190H200V191H198V192H196V194L195 193H193L194 191H197ZM203 190V191H202ZM214 192H213V191ZM218 190V192L216 193V191ZM237 190V191H236ZM240 190H241V192H240ZM25 191V193H23ZM57 191V192H56ZM120 191H124L123 193H125V194H127L128 196H126V195H124V194H121V195H124V197L123 196H121L120 195ZM205 191V192H204ZM211 191V192H210ZM227 191V192H226ZM246 191V192H245ZM256 191H258V192H256ZM14 192V191H13ZM18 192V193H17ZM22 192V193H21ZM53 192V193H52ZM60 192V193H59ZM100 192H101V195H100ZM205 194H204V193ZM230 192V193H229ZM241 193V194H237V193ZM254 192V193H253ZM20 193V194H19ZM34 193V194H33ZM122 193V192H121ZM198 193H202L201 194V196H204V197H200L199 195H197ZM243 193H246L247 194V197H245L246 198V200H245V198L243 197V196H245L246 194H244L243 195ZM257 193H259L258 195V197H257ZM18 194V195H17ZM60 194H62V195H60ZM192 194V197L193 196H195L196 197V195L198 196V197H200L199 199L201 200V202H202V198H204L205 200L206 199H208V200H203V202H205L206 204V206L205 207H203V204L204 203H202V205L200 204V207L202 208V209H200V211L199 212H205V214L207 215H205L204 213H202V219H200V221H203V219H204V222H198V221H196V223L194 222L195 221V218L197 217V219H198V216L200 215V213H198L197 212V216L195 217V218H190L191 216H189V214L190 215H193V212H191V209H193L194 208V206H193V208L190 206L192 203H190V200L189 199H191L192 197H190V195ZM195 194V195H194ZM209 194V195H208ZM212 194V195H211ZM216 194V195H215ZM229 194H233L234 196H231L232 197V199H231V197H226V196H228ZM248 194H250V195H248ZM252 194H254V196H252ZM262 194V195H261ZM21 195V196H20ZM23 195V196H22ZM33 195H35V196H33ZM53 195V196H52ZM208 197H207V196ZM236 195H238V196H236ZM17 196V197H16ZM100 196H101V198H100ZM215 196H216V198H215ZM220 196V197H219ZM222 196V197H221ZM224 196H225V198H224ZM230 196V195H229ZM236 196V197H235ZM240 196H242V198H240ZM248 196L250 197V199L248 198ZM34 197H35V200H33L34 199ZM42 197V198H41ZM112 197V198H111ZM127 197L129 198L128 199V201L129 202H131V206L128 204V201L126 200L127 199ZM195 197H193V199L195 198ZM239 197V198H238ZM251 197L253 198V200H251ZM22 198V200H20ZM23 198H25V199H23ZM33 200V201H31V199ZM44 198V199H43ZM124 198H125V201H124ZM197 198V197H196ZM211 198V199H210ZM217 198H219L218 200H217ZM229 199V201H228V199ZM259 200H258V199ZM29 200V201H25V200ZM42 199V200H41ZM123 200V201H121V200ZM142 199H143V202H142ZM220 199H221V201H220ZM225 199V200H224ZM231 199V200H230ZM240 199L242 200V199H244L245 200V202L244 203H246L247 202V204L245 205L244 203H243V201L244 200H242V202H238V201H240ZM19 200H20V202H19ZM113 200V201H112ZM195 200V199H194ZM194 200H192L191 199V201H193L194 202ZM223 200V201H222ZM249 202H248V201ZM257 200V201H256ZM21 201H22V204H20L21 203ZM108 201H109V203H110V207L108 206ZM145 201V202H144ZM188 201H189V203H188ZM210 201V202H209ZM212 201H214L213 202V205H211L212 204ZM227 201V202H226ZM233 201V202H232ZM251 201V202H250ZM260 201V202H259ZM18 202H19V204L21 205V207L19 206V204H18ZM56 202H58V206L56 205ZM113 202V203H112ZM118 202L119 203V205H117L116 203ZM136 204H135V203ZM208 202V203H207ZM228 202H230L231 203V205L228 203ZM255 204H254V203ZM27 203V204H26ZM29 203V204H28ZM31 203V204H30ZM52 203H54V205L56 206V208H55V206H54V208L52 207L53 206V204ZM105 203H107L106 205H105ZM112 203V204H111ZM127 203V204H126ZM132 203H133V205H132ZM217 203V204H216ZM242 203V204H241ZM115 204V205H114ZM178 204H179V206L181 205V204H183L184 206H182V207H179L178 206ZM185 204H189V205H186L185 206ZM225 204V205H224ZM226 204H229V206L228 205H226ZM243 204L245 205V206H243ZM24 205V206H23ZM107 206L106 208H105V206ZM113 205V206H112ZM117 205V206H116ZM140 205V206H139ZM143 205V206H142ZM193 205H194V203H193ZM215 205H217V206H215ZM260 206L259 208H256V207H258V206ZM42 208V209H40V207ZM114 206H116V207H114ZM142 206V207H141ZM189 206V209L187 208ZM209 206V207H208ZM212 206H214L215 208H213ZM234 206V207H233ZM235 206L236 207H238V208H236L235 209ZM240 206H242V208L240 207ZM254 206H256V207H254ZM50 207H52V209H54V212H53V216H52V213L50 212V214H49V210H50ZM113 207L115 208V210H117L118 209V211H114L113 210ZM138 207H141V208H138ZM191 207V208H190ZM227 207H229V208H227ZM231 207H233L234 209H232ZM253 208V210H252V208ZM109 208V209H108ZM117 208V209H116ZM135 208H136V210H135ZM205 208V209H204ZM211 208H213V211L211 210ZM218 208V209H217ZM219 208H221L220 210H219ZM262 208V209H261ZM103 209H104V211H105V213L104 214H102L101 215V213H103L102 211H103ZM223 209V210H222ZM232 209V210H231ZM240 209V210H239ZM244 209V210H243ZM250 209V210H249ZM255 209V210H254ZM40 210H43V212H41ZM113 211V213L115 214V215H113V213L111 212L110 213V211ZM125 210V211H126ZM190 210V211H189ZM206 210V211H205ZM229 210H231V212H233V213H231V215L229 214L230 212H229ZM234 210H237V211H234ZM248 210V211H247ZM256 210H258V211H256ZM107 211V212H106ZM136 211V212H135ZM211 211V212H210ZM246 211V212H245ZM252 211H255V213L254 212H252ZM135 214H134V213ZM138 212V213H137ZM143 212V213H142ZM190 212V213H189ZM207 212V213H206ZM214 214H213V213ZM217 212H218V214L220 213V212H222L220 215H217ZM223 212H225V213H223ZM237 212V215L235 214ZM249 212H251L252 213V215L250 216V215H248L247 216V214H250ZM258 212V214H260L259 216V218H258V214H257V218L258 219H261V217H262V219H261V221H262V223L261 222H259L258 223V225L257 224H254L253 223V220L255 219L254 217H255V215L254 214H256ZM43 213V216H41V214ZM48 213V214H47ZM130 213V212H129ZM142 213V215H143V217L140 215V214ZM192 213V214H191ZM209 213V214H208ZM242 214L241 216H240V214ZM107 214H108V217L110 218H108L107 217ZM111 214H112V216H111ZM133 214V215H132ZM215 215L214 216V218H216V219H214L213 218V215ZM238 214H239V216H238ZM243 214L245 215V216H243ZM261 214H263L262 216H261ZM103 215H105V217L106 218H108V220H106V218L104 217V218H102L103 217ZM196 215V214H195ZM227 215V216H226ZM129 216V215H128ZM220 216H222V217H220ZM226 216V217H225ZM252 216H254V217H252ZM33 217H34V215H33ZM140 217H142L141 219H142V221H141V223H140ZM193 217V216H192ZM200 217V216H199ZM231 217H237L235 220H237L236 222L237 223H239V224H236V222L235 221H231V220H234V219H231ZM252 217V218H251ZM36 218V217H35ZM51 218H52V220H51ZM99 218H102L101 220H99ZM201 218V217H200ZM208 218V219H207ZM223 220H222V219ZM226 218V219H225ZM229 218V219H228ZM240 218V219H239ZM247 218V219H246ZM256 218V219H257ZM49 219V220H48ZM193 221H192V220ZM212 219H214V220H212ZM228 219V220H227ZM231 219V220H230ZM243 219V220H242ZM246 219V220H245ZM253 219V220H252ZM51 220V221H50ZM209 220H210V222H209ZM216 220V221H215ZM45 221V222H46ZM100 221V222H99ZM206 221H208V223L209 224H207V222ZM211 221H213V222H211ZM215 221V222H214ZM224 221H226V222H224ZM228 221V222H227ZM229 221H230V223H229ZM242 221H244V222H242ZM247 222V224L249 225L251 222L253 223V225L255 226V228L258 226V228L257 229H260V230H257V229H255V228H252V226H248V225H246V222ZM250 221V222H249ZM258 221H260V220H256V221H254V222H258ZM44 222V223H45ZM197 222L198 223H200V224H197ZM224 222V223H223ZM233 224H232V223ZM234 222H235V224H234ZM212 225H211V224ZM221 223V224H220ZM226 223V224H225ZM241 223H243V224H241ZM245 223V224H244ZM251 223V224H252ZM43 224V225H42ZM101 224V225H100ZM106 224V223H105ZM105 224H103V227H105ZM205 224V225H204ZM218 224V225H217ZM224 224V225H223ZM250 224V225H251ZM259 224H260V226H259ZM101 227H100V226ZM200 225V226H199ZM203 225V226H202ZM206 225H208V226H206ZM215 225V226H214ZM217 225V226H216ZM226 225V226H225ZM231 225H232V227H231ZM243 225V226H242ZM247 227H246V226ZM257 225V226H256ZM139 226V227H138ZM205 226V227H204ZM233 226H234V228H233ZM236 226H238V227H240L241 229H239L240 231H238L237 230V228L238 227H236ZM242 226V227H241ZM50 227V228H49ZM212 227V228H211ZM216 227H217V229H216ZM219 227V228H218ZM235 227H236V229H235ZM140 228V229H139ZM234 230H233V229ZM249 228V232H251V233H249L248 231H246V229H248ZM262 228V229H261ZM98 229V230H97ZM143 229V230H142ZM245 231H244V230ZM41 230V231H42ZM49 230V231H48ZM210 230H211V232H210ZM217 231V233H216V231ZM220 230V231H219ZM228 230V231H227ZM230 230H232L233 231V233H234V231H236V233H237V231L239 232V233H242V234H240V236L242 237L241 239H240V237L238 236L239 235V233H237L236 235L238 236V239L239 240H243V241H236V239H237V237H236V235H232V237H231V235L230 234H233V233H230V234H226L225 235V233L226 232H232V231H230ZM47 231H48V234H47ZM140 233H139V232ZM141 231H142V233H141ZM143 231H145V232H143ZM207 231V232H206ZM260 231V232H259ZM96 232V233H95ZM221 233V234H223L224 235V237H222V235L221 234H219V233ZM257 232V233H256ZM262 232V233H261ZM50 233H51V235H50ZM95 233V234H94ZM209 233V234H208ZM216 233V234H215ZM245 233H247V237H245L244 236V234ZM256 233V234H255ZM259 233L261 234L260 236L262 237H260L259 236ZM41 234H42V232H41ZM43 234H45V233H43ZM42 234V235H43ZM144 234V235H143ZM145 234L147 235L146 237H145ZM235 234V233H234ZM258 234V235H257ZM93 235V236H92ZM211 236V237H209V236ZM214 235V236H213ZM216 235L218 236V237H216ZM221 237H220V236ZM249 235H251V238L249 237V240L248 239H246V238H248V236ZM256 237H254V236ZM47 236H48V238H47ZM90 237V236H92V237H90L89 238V241L87 240V237ZM140 236H142L144 239L145 238H147V239H145V241L143 240V242H142V239L143 238H141ZM205 236H206V238H208V239H206L205 238ZM226 236V237H225ZM212 237H213V239H212ZM215 237V238H214ZM244 237V238H243ZM93 238V239H92ZM95 238H96V240H95ZM223 238V239H222ZM255 240H254V239ZM258 238V239H257ZM92 239V240H91ZM211 239V240H210ZM227 241H226V240ZM232 239H234L235 241H232ZM259 239H260V244L258 243L259 242ZM80 240H81V242H80ZM83 240V241H82ZM201 240H203V242L201 241ZM219 240H220V243L218 244L217 242H219ZM222 240V241H221ZM231 240V241H230ZM256 241L257 243H258V245H260L259 247H261V249L259 248V247H257L258 245H257V243L255 242V244H254V242L253 241ZM50 241V242H49ZM79 241V242H78ZM85 241H86V243H87V241L89 242L88 244H86L85 243ZM92 241V242H91ZM211 241H213V242H211ZM225 243H224V242ZM48 242V243H47ZM77 242H78V244H77ZM91 242V243H90ZM95 242V243H94ZM145 242V243H144ZM149 242V243H148ZM222 242L225 244V245H227V243H228V245L227 246H225L224 244H222ZM235 242H236V244H235ZM239 242V243H238ZM242 242H244L245 244V246L246 247H244V245L242 244ZM248 242H250V243H248ZM81 243V246H82V248L81 247H79V246H77V245H79ZM84 243V244H83ZM92 243H93V245H92ZM147 243V244H146ZM209 244V246H213V247H211L212 249H210V247L208 246V244ZM212 243V244H211ZM233 243H234V245H233ZM241 243V244H240ZM246 243H247V245H246ZM262 243V244H261ZM91 246H90V245ZM148 244H150V245H148ZM217 244V245H216ZM230 244V245H229ZM83 245H85V247L87 246V245H89L90 247H86V248H88V251H86V248L83 246ZM205 245H207V246H205ZM236 245H240V248H239V246H236ZM241 245H243V246H241ZM250 245V246H249ZM256 245V246H255ZM116 246H118V245H116ZM116 246H113V247H109V249H111V250H108L107 249V251H105V253H103V252H101V253H103V254H101L104 258H105V260L107 259V258H110V259H108V260H106V264H122L121 262H123V261H125L123 258V256H122V253H123V249L124 250H126V248H124V247H121V248H123V249H121L120 248V246H118V247H116ZM146 246H149V247H147L146 248ZM219 246V247H218ZM223 246V247H222ZM229 246V247H228ZM92 247V248H91ZM208 247H209V249L212 251H214V250H216V251H210L209 249H208ZM234 247V248H233ZM256 247L257 248H259V252L257 251V249H256ZM83 248H85L84 250H83ZM149 248V249H148ZM223 248V249H222ZM228 248V249H227ZM243 248V249H242ZM245 248H248V249H245ZM250 248H252V249H250ZM91 249V250H90ZM116 249V250H115ZM146 249H148V250H146ZM208 250V251H206V250ZM218 249H220V250H218ZM230 249L232 250V251H230ZM233 249H236V251H234ZM106 250V249H105ZM243 250L245 251V252H243ZM248 250V251H247ZM261 250H263V251H261ZM86 251V252H85ZM91 251V252H90ZM95 251V250H94ZM122 251V252H121ZM207 253V255H206V253ZM229 251V252H228ZM255 251H256V253H255ZM82 254H81V253ZM84 252L88 255V253H89V259L87 258L88 256H86V254L84 255ZM88 252V253H87ZM111 252V253H110ZM115 252V253H114ZM118 252H120L121 253V255H119L120 253H118ZM125 252V251H124ZM217 253L216 255H214V253ZM225 252V253H224ZM237 252V253H236ZM249 252V253H248ZM261 252H262V254H261ZM48 253V254H47ZM79 253H80V256H79ZM210 253V258H209V256H208V254ZM211 253L214 255V256H216L217 258L216 259H213L214 257H213V255L211 256ZM227 253H231V254H227ZM234 253V254H233ZM241 254V255H239V254ZM251 253H253V254H251ZM45 254V256H43ZM111 254H113V255H111ZM115 254V255H114ZM119 255L118 256V258L120 257V256H122V257H120L119 259H120V261H119V259L117 258V255ZM204 254V255H203ZM261 254V255H260ZM78 255V256H77ZM82 255V256H81ZM105 255V256H104ZM124 255V254H123ZM150 255V258L148 257ZM221 255V256H220ZM224 255H226V256H224ZM247 255V256H246ZM35 257H36V255H34ZM30 257V260L29 261H27L26 260V258L24 259V260H22V261H25V262H22L23 264H35V263H37L36 262V260H33V259H35V257ZM110 256H112V258L110 257ZM116 256V257H115ZM208 256V258L210 259V261L207 259V258H204V257H207ZM223 256V257H222ZM228 256V257H227ZM240 256V257H239ZM244 256H246V257H244ZM248 256H250V257H248ZM263 257V258H261V257ZM76 257H79L78 259H76L75 260V258ZM85 258V260H84V258ZM92 257H94V255L92 256ZM115 257V258H114ZM231 257V258H230ZM239 258H242V259H239L240 260V262L238 261V259ZM253 257V259H251ZM257 259H255V258ZM37 258H38V256H37ZM36 258V259H37ZM74 258V259H73ZM116 258H117V261H119L118 263H114V262H117L116 261ZM121 258H122V260L123 261H121ZM125 258H129V255H128V257H127V255H126V257ZM149 258V259H148ZM203 258H204V260H203ZM226 258H228V259H226ZM231 260H230V259ZM245 258H248V259H245ZM29 259V258H28ZM79 259L81 260L80 262H79ZM83 259V260H82ZM114 259V260H113ZM131 259V258H130ZM129 259V261H131ZM151 259V260H150ZM233 259V260H232ZM244 259V260H243ZM31 260H33V261H35V262H32ZM91 260H92V258H91ZM110 260V261H109ZM150 260V261H149ZM212 260V261H211ZM214 260V261H213ZM218 260V261H217ZM236 260V261H235ZM242 260V261H241ZM251 260L253 261V262H251ZM103 261H104V259H103ZM102 261V262H103ZM113 261V262H112ZM128 261V262H129ZM205 261V262H204ZM215 261H217V262H215ZM132 262V261H131ZM131 262H130V264H131ZM207 262V263H206ZM215 262V263H214ZM221 262V263H220ZM234 262V263H233ZM238 262V263H237ZM21 262L19 263V262H16V264H22ZM41 263H38V264H41ZM105 263V262H104ZM104 263H102V264H104ZM129 264V263H127V261H125V262H123V264ZM152 263H149V264H152ZM132 264H134V263H132Z\"/></svg>",
    "mask_w": 264,
    "mask_h": 264
},
{
    "label": "bare ground",
    "instance_id": "bare-ground-1",
    "mask_svg": "<svg viewBox=\"0 0 264 264\" xmlns=\"http://www.w3.org/2000/svg\"><path fill=\"white\" fill-rule=\"evenodd\" d=\"M1 1V0H0ZM8 1V0H7ZM24 0H9V2L11 3L10 5L11 6H9V5H7L6 4V6L3 4V3H0V21H2L4 18H5V16L7 15V13H9L8 11H11L12 12V14H10V15H14V16H16L15 18H13V17H11V18H13L12 20L13 21H15L16 23L14 24V23H12V25H14V26H12V29H11V31H10V33H7V35L5 34H3L2 33V30H1V27H0V264H16V262H25L26 260L27 261H29L30 260V257H33L34 255H36V257H35V259H33V260H36V262H37V260L39 261V255H40V253L42 254L43 252L42 251H44V253H46L45 251L47 250L48 252H49V250L48 249H45V250H43L44 248L43 247H45V248H47L46 247V240H45V238H46V230H45V232L41 229V223L43 222H41V219L43 218V217H41V219H39L40 218V212H39V210H38V205H40V203H42L41 204V207H42V205L45 203V201H40V199H39V204H36L35 202L32 204V206H30L29 208L30 209H28L27 207L26 208H19L18 209V206H17V204H16V201L15 200H18V198H15V199H13L15 196H14V193L16 194V191L15 190H13V189H15L16 188V186L18 185V183H17V185L13 188L11 185V187L10 186H5V185H3L4 183H6L7 182V180L8 179H10L11 177H12V179H13V177L15 178V175L14 176H12V174L13 173H15V172H12L13 170H12V168H14L13 167V165H12V160H14V157H17V156H14L16 153H18V152H14L13 150H14V148L13 149H11L10 148V146H12L11 144H8V145H6L7 143H9L8 142V137L7 136H5L4 135V133H2L3 131H4V129H5V134H7V135H10L11 136V133L9 134L8 133V131H7V126H9V125H7L6 126V128H5V126L3 127V124H4V120L6 119V120H8L9 122H10V125H11V129L13 128V123L8 119V118H10L11 120L12 119H18L19 120V122H20V127H24V130L26 131V132H28L29 131V128L27 127V126H29V125H23L22 123H23V121H22V118L21 117H23L24 116V114L21 116V113L20 112H17V113H20L19 115H17L16 114V111H14V108L15 107H17V106H19L20 105V107H21V105H26V106H29L30 105V111H29V108H27L28 109V111L31 113V115L32 114H34V115H36L37 114V116H38V114H40V116H41V124L43 125V124H48V122H43L44 120H46V119H48V121L49 120H51V118H47V117H51V116H47V114L50 112V114H52L51 113V111H54V110H52V109H50L51 111H49V108L52 106H49L50 105V101H53L52 103L55 105V106H57V105H59V102H58V104L56 105L55 103H54V99L53 100H48L49 98H51V93L53 92L51 89L54 87V88H58V90L60 89V92L64 89V85H61V87L63 88V89H61L60 87H58V86H60V82H59V80L56 78V74L57 73H55V76H53V71L50 69V71H52V73L51 72H49V70L47 69V72H49V73H51V75L53 76V78H55L56 80H58V81H56V80H54L53 79V81H54V83H55V81H56V84H58L57 86H53V85H51V86H49V83H48V88H50V87H52V88H50V90H47V89H45V91L46 92H42V94L43 93H45V94H48L49 92L48 91H50V94L48 95V96H50V97H48V101L50 102L49 103V105H47L48 107H46L45 108V105L46 104H44V106H43V104H41V106H43L45 109L43 110V108L41 107V106H38V104L39 103H37V105L35 106V107H32V106H34V104L31 106V104L33 103V100H35V101H37V100H39L38 98H37V100L35 99V97H34V94H35V92H34V89L36 88L35 86H36V82H38L37 83V85L39 84V79H36V78H33V77H35L36 75H31L30 76V74H32L31 72H33V69L32 70H30L31 68H34V69H37L38 67V65H37V60L39 61V63H41V61H40V59L42 60V57H43V55L44 56H46L47 54V47H46V45H45V43H47L46 42V40L44 39V38H46V37H48V35L46 36V37H44V34H46V33H50L51 34V31L54 29L53 27V29L51 30V28L48 26L49 24L47 23V22H49V23H51L50 22V18H51V16L53 17V19H54V21H56V19L58 18V20L59 21H61V20H64L63 21V24H62V27H63V25H64V27L63 28H61V29H64L63 31H64V36L66 37V34H67V37L68 38H66L65 40H67L68 39V44H67V41L65 42L66 43V50L70 53V51H71V55L69 54V53H67L66 52V50H65V52L67 53V54H65L66 56H69L70 55V57H69V59H70V62L72 61L73 62V64H75L76 66H77V64H78V68H80L79 67V62L80 63H82L83 62V60H84V58L86 57L87 59L88 58H90V59H88L89 61L87 62V64L89 65V64H95V63H102L101 65H103V73H104V80H101L102 79V77H100V80H99V82H102V81H104L103 83H105V84H103L102 85V83H101V86H104L103 87V89L104 88H106V90H107V92L110 94V93H113V91L115 90V89H119L118 87L119 86H123L124 84H125V87H126V82H128V81H130V80H132V82H134V81H136L137 82V86H136V88L135 89H133V91L132 92H130V93H128L127 94V98H126V100L124 99V102L125 103H123L122 102V104L120 105V106H123V107H129V105L130 104H132L133 106H139L138 108H140V106H141V108H143V109H138L139 111H137L133 116H134V118H133V116L132 115H130V117L132 116V120H134V123H140L139 125H141V123L144 125V123H153V125L154 124H159L158 126H160V125H164L165 127L167 126H170V131L174 134V133H176V134H178V136H183V137H190L191 138V134L192 135H199L200 136V138L202 137V136H204V137H206V139H207V137L208 138H211V143H212V138L213 137H219V135H221L225 130H223V128H224V126H223V124L225 123V121H228V120H225V121H222L223 122V124H222V122H220L219 124H220V126L217 128V129H220L222 126V130L220 131H215V127H212V128H210L209 126H207V124L208 123H211L210 121H211V113L213 114V112L216 110L217 112H218V109H217V106L219 107H224V103H225V98H223L224 96V92H220V90L218 91V88L219 89H221V88H224V87H222V85H223V83L225 82L224 80V82L223 83H221V81L219 80V78L220 79H222L223 77H225V75L226 76H228L227 74H229L230 73V71L229 72H227L226 70H225V68L227 67V66H229V65H231L233 62V64L235 65V63L237 62V63H239V62H241V60L240 59H243L246 55H250L251 53V51H249V52H247V50H249V49H251V50H255V49H253V48H263L264 47V0H28V2H29V4L31 3V5H29L30 6V9H28V8H26V7H23L22 6V2H23ZM27 1V0H26ZM2 2V1H1ZM40 2H42V3H40ZM41 4V5H39V4ZM43 5V6H42ZM28 6V7H29ZM80 7H82L83 8V13H81V14H83L81 17L79 16V14L78 15H75V14H77V13H79V9H82V8H80ZM76 8H78V12L77 11H75V9ZM23 9H25L26 11L25 12H23L24 10ZM5 10V11H4ZM22 10V12H23V14H21L20 13V11ZM61 12H60V11ZM62 10H63V12H65L66 14H64L63 12H62ZM38 11V12H37ZM57 11V15H58V17H56L57 15H56V12ZM58 11L60 12V14L61 13H63V14H61L62 15V17H61V15L59 16V13H58ZM73 11H74V13H73ZM2 12H6L5 13V15H4V13H2ZM10 12V13H11ZM54 13V14H53ZM37 14H39V15H41V18H43L44 20L43 21H45V20H47V21H45L46 23H47V27H45L44 26V28H46L45 30L43 29V30H40L39 31V34L40 33H42L43 31H44V34H42L43 35V38H41L40 39V37H37V35H36V33H35V35H34V37H35V39H40L41 41H39V44L40 45H43V43H44V41H45V43H44V45H45V48H44V46H42L41 47V50L44 52V49L46 50L45 52V54L39 49L40 47V45L38 44V42H32L31 43V41H32V38H33V35H32V33H31V31H32V28L34 27V23H35V18H36V16H37ZM67 14H68V16H67ZM73 14H74V17L75 18H72V16H73ZM4 15V17H2ZM9 15V14H8ZM21 15H22V17H21ZM54 15V16H53ZM43 16V17H42ZM63 16H67V18H68V21H67V19H66V17H63ZM8 17V16H7ZM39 17V16H38ZM54 17H56V18H54ZM59 17H60V19H59ZM79 17V18H78ZM10 18V19H11ZM48 18H49V20H48ZM65 18V19H64ZM52 19V18H51ZM53 19H52V22H53ZM80 20H81V25L83 26V33L81 32V34L79 35V38L82 36V39L84 40H82V39H79L78 38V32L80 33V31H78V30H81V29H78L77 30V28H80V27H82V26H77V24L78 25H80ZM66 21H67V23H66ZM79 21V22H78ZM12 22V21H11ZM23 24H22V23ZM57 23H58V21H56ZM65 22V23H64ZM2 23H4L3 21H2ZM44 23V22H43ZM60 23H58V24H60ZM19 24V25H18ZM1 25V24H0ZM20 25H25V26H20ZM37 25V24H36ZM41 25V24H40ZM39 25V26H40ZM53 25H54V22H53ZM52 25V26H53ZM57 25V24H56ZM66 25V26H65ZM144 25V27H142V28H145L146 26L147 27H151L152 28V31H153V33L154 32H156V31H159V32H161L162 34H163V36H161V33H159L160 34V36L161 37H165L166 36V39L165 40H167L168 41V44H167V46L165 45V47H167V48H163L162 49V51L163 50H167V52H170V53H167L166 55H165V57H167L166 59H168L169 57V55L168 54H170V61L166 64V65H162V66H157V68L155 69V67H153L152 69H151V66H150V68L147 66V64L148 63H145V61H147V59H145V58H143L144 59V61H143V59L141 58V59H138V58H140V56H142V55H140L139 53H137V54H139L140 56H138L137 54V59H135L134 61H136L135 63H138V64H140V62H139V60L140 61H142L143 62V67H142V64H140L139 66H138V64H134L133 62H132V64H131V60H133L134 58L132 57V56H134V52H132L131 53V55L128 53L129 51H130V46L128 45L129 43L131 44V42L132 41H134L132 44L133 45H135V43H136V41L139 39V34H138V30L136 31V33H135V35H137V36H135L134 35V30L137 28L138 29V27L139 26H143ZM42 26H43V24H42ZM50 26H51V24H50ZM136 26H138V27H136ZM21 27H23V28H21ZM54 27L57 29V27L58 26H55L54 25ZM158 27V28H157ZM156 28L158 29V30H156ZM25 29H27V30H25ZM34 29V28H33ZM41 29V28H40ZM56 29H54V31L56 30ZM85 29V30H84ZM160 29V30H159ZM58 30H60V29H58ZM19 31H22L21 33L19 32ZM27 31V32H26ZM53 31V32H54ZM66 31V32H65ZM33 32V31H32ZM37 32V31H36ZM53 32H52V34H53ZM56 32H58V31H56ZM60 32H62V31H59V34H60ZM131 32H133V33H131ZM18 33H19V35H18ZM71 33H72V35H74L75 37H76V40H77V38L79 39V40H77L78 42L79 41H82L80 44L77 42V41H75L74 40V42H76V43H78L79 45H77L76 43H74L75 44V46H74V44H70V43H72V39H71V37L70 36H72L71 35ZM140 33V32H139ZM49 35V37L51 36H53V38H54V35ZM54 34H56V33H54ZM68 34H69V36H68ZM77 34V35H76ZM130 34V35H129ZM58 35V34H57ZM133 35L137 38L138 37V39L135 41V39L133 38ZM142 35V34H141ZM32 36V37H31ZM41 36V35H40ZM61 36H63V35H61ZM63 36V37H64ZM132 36V40H131V38H129V37H131ZM42 37V36H41ZM56 38H58L57 36H55ZM60 37V36H59ZM63 37H62V39H63ZM64 37V38H65ZM86 37V39H84ZM55 38V39H56ZM48 39V38H47ZM73 39H74V37H73ZM129 39H130V41H129ZM57 40V39H56ZM69 40H70V43H69ZM87 42H86V41ZM58 41V40H57ZM63 41V40H62ZM53 41H52V39H51V43H52ZM87 44V47H85V50H83L84 49V46H86V44ZM129 42V43H128ZM7 43L8 44H12V45H14L13 47L15 48L16 46L18 47V46H20V48H22V46H23V48H24V46H25V50H26V47H30L31 48V46L32 47H34V51H39L40 50V52H42L43 53V55H42V53H41V55H42V57L40 58V59H37V55H36V53L35 52H33V54L35 53V55L36 56H34L35 57V59H37L36 61H34V59H33V61H34V63L36 62V64H32L31 65V60L29 59V57H30V55H27L26 56V60L27 59H29V60H24V63H26L27 65H25L24 63H23V56H25V55H23V53L22 52H26L27 53V50L26 51H24V49H23V51H21L20 52V54L22 53V57L20 56H18V54L16 55L15 53H14V50H17V49H11V48H13L12 46H11V48L7 51V52H4L5 50H6V48H4V49H1L2 48V46L3 45H5V47H8L7 46ZM30 43H31V45H30ZM36 43V44H35ZM49 43V42H48ZM51 43H49V45L51 44ZM56 42H54L53 44H55ZM64 43V42H63ZM62 43V44H63ZM193 43H196V44H199V46L203 49V52H202V56H205V64L203 63V65H204V67H203V70H205L204 72H202L201 74V76H196V77H198V78H196V79H193L192 81H188L189 79H192L191 77V74H192V71H189L190 69H186V67H187V65H185L186 64V62L188 61V60H185V59H187V57H186V51H188V46L187 45H190V44H193ZM27 44H29V45H27ZM37 44L39 45L37 48H36V46H37ZM61 44V43H60ZM60 44H59V46H60ZM27 45V46H26ZM57 45V44H56ZM68 45H69V49H70V51H69V49L67 48L68 47ZM83 46V48L81 47V46ZM48 46V45H47ZM51 46V45H50ZM55 45H53V47H54ZM58 46V47H59ZM61 46H64V45H61ZM61 46L59 47V48H61ZM74 47V50L73 49H71V48H73ZM79 46V47H78ZM207 46H211V49H208L207 48ZM65 47V46H64ZM78 47V48H77ZM137 48V45H135L134 47H132L131 46V50L133 49V50H135L134 48ZM187 47V48H186ZM9 48V47H8ZM19 48V49H20ZM58 48V49H59ZM78 49V51L80 50V48L83 50V51H81L82 52V56H83V59H82V56L79 54V53H81L80 51L78 52L77 51V49ZM126 48V49H125ZM129 48V51H127V52H124V50H127ZM168 48H169V51H168ZM18 49V50H19ZM49 49H53L52 48V46L51 47H49ZM55 49V48H54ZM53 49V50H54ZM58 49H55L56 51H53V52H57L58 51ZM76 49V50H75ZM86 49H88V50H86ZM139 49V48H138ZM74 52H73V51ZM98 50V51H97ZM48 51H50L51 52V50H48ZM61 51V50H60ZM64 51V50H63ZM85 51V52H84ZM90 51H91V55H92V53H95V51H96V53L95 54H97L98 53V56L100 57L101 55V53H102V55L103 56H101L100 57V59L102 58L103 59V61L101 62V60L100 59H98V56L96 57L95 56V54L94 55H92V56H95V57H93V59H92V56L90 55ZM94 51V52H93ZM100 51V52H99ZM137 51H139V50H137ZM164 51V52H165ZM89 53V57H87V53ZM17 53V52H16ZM59 52H57V54H56V57H55V54H52V53H49L48 52V55H50V54H52L51 56L54 58V59H56L57 58V56L58 55H62V54H58ZM61 53H62V51H61ZM76 53V54H75ZM83 53H85V55H83ZM125 53H127V54H129V56H131V58H129V56L127 57V54H125ZM162 53V52H161ZM166 53V52H165ZM245 55H243V54ZM248 53V54H247ZM19 54V55H20ZM28 54V53H27ZM37 54H38V52H37ZM63 54H64V52H63ZM77 54H79L77 57H76V55ZM48 55H47V58H48ZM237 55H242V56H240L239 58L240 59H237ZM29 56V57H28ZM79 56H81L80 58H79ZM244 56V57H243ZM28 57V58H27ZM52 57H50V58H52ZM59 57V56H58ZM61 57V56H60ZM62 57H64L63 55H62ZM73 57V58H72ZM76 57V58H75ZM143 57V56H142ZM161 57V56H160ZM236 57V58H235ZM243 57V58H242ZM38 58H39V56H38ZM49 58V59H50ZM52 58V59H53ZM68 59V57H65V59ZM95 58H97V61L95 60ZM203 58V57H202ZM236 60H234V59ZM32 59V58H31ZM44 59H46V57H44ZM53 59V60H54ZM57 59H59V58H57ZM57 59L55 60V61H57ZM66 59V60H67ZM79 59V62L77 61ZM131 59V60H130ZM162 59H164V58H162ZM51 60V59H50ZM49 60V61H50ZM62 59H60V60H58V61H61ZM66 60H64V61H66ZM81 60H82V62H81ZM86 60V59H85ZM90 60H93V61H91L90 62ZM98 60H100V61H98ZM26 61V62H25ZM29 61H31V62H29ZM43 61V60H42ZM44 61H46V60H44ZM43 61V62H44ZM47 61H48V59H47ZM46 61V62H47ZM55 61H51L50 62V64L53 62V65H54V63H55ZM57 61V62H58ZM161 61H163V60H161ZM184 61H185V63H184ZM203 61V62H204ZM55 63V64H57V66L59 65V63H61V62H58V63ZM63 62V61H62ZM70 62L67 60V67H69V64H70ZM72 62H71V64H72ZM74 62H76V63H74ZM86 62V61H85ZM93 62V63H92ZM33 63V62H32ZM66 63H64L65 65H66ZM69 63V64H68ZM84 63V62H83ZM42 64V63H41ZM146 64V65H145ZM188 64V63H187ZM26 66V67H24V71H26L27 72V74L29 73V75H27V76H30V77H24L25 76V74H26V72H24L23 71V66ZM65 65H63L62 67H64ZM84 66H85V63L83 64ZM82 65V66H83ZM100 65V64H99ZM99 65H98V68L96 67V65H95V71L96 70H98L99 69ZM145 65V66H144ZM149 65V64H148ZM150 65H151V62H150ZM31 66H33V67H31ZM56 66V67H57ZM61 66V65H60ZM76 66H72L71 65V67L72 68H69V74L70 73H72V69L75 67L76 68ZM81 66V67H82ZM83 66V67H84ZM91 66V65H90ZM154 66H155V64H154ZM188 66H189V64H188ZM263 66H264V64H263ZM41 68H43L42 66H40ZM45 68L47 67V66H44ZM51 67H52V64H51ZM87 67V66H86ZM94 67V66H93ZM26 68V69H25ZM41 68H39L40 70H41ZM45 68L43 69L44 71H46L45 70ZM47 68H49V67H47ZM54 68V67H53ZM65 68H66V66H65ZM78 68L75 70L74 69V71H76V73L78 72ZM101 68V67H100ZM202 68V67H201ZM200 68V69H201ZM38 69V70H39ZM54 69H56V68H54ZM59 69V68H58ZM71 69V70H70ZM86 69V68H85ZM84 69V70H85ZM87 69H88V67H87ZM155 69V70H154ZM263 69H264V67H263ZM38 70H35V72L36 71H38ZM39 70V73L41 72V71H43V70H41L40 71ZM57 70V69H56ZM61 70V68L58 70L59 72H63L64 73V71L65 72H67L68 73V71H66V70H64V68L62 69V70H64V71H60ZM67 70H68V68H67ZM81 70V69H80ZM89 70V69H88ZM90 70H93L94 71V69H90ZM188 70V71H187ZM202 70V69H201ZM99 71V70H98ZM102 71H100V73L102 74ZM186 71H187V73L188 72H190V73H188V74H190V78L187 80V77H189V75H187L186 76ZM223 71H225L226 73H224ZM264 71V70H263ZM47 72H46V74H47ZM58 72V73H59ZM82 72V71H81ZM85 72H87V71H85ZM201 72V71H200ZM200 72L197 74V75H199L200 74ZM25 73V74H24ZM43 72H41V74H42ZM75 73V72H74ZM75 73V74H76ZM83 73V72H82ZM90 73H92L91 71H90ZM94 73V72H93ZM93 73L91 74V76L93 75ZM96 73V72H95ZM224 73V75H223V77L221 78V74H223ZM33 74H35V73H33ZM37 74H38V72H37ZM62 74V73H61ZM79 74V73H78ZM81 74V73H80ZM44 75H45V73H44ZM44 75H43V82H44V78L46 79V81L48 80V81H50L49 79H48V77L49 78H51L50 76H47L46 75V77H44ZM60 75V74H59ZM65 75H67V74H65L64 73V79L63 78H61L62 77V75H60V78H61V83L62 84H64L65 82H66V80H67V77L65 76ZM77 75V74H76ZM89 75V74H88ZM97 75V74H96ZM196 75V74H195ZM72 76V75H71ZM75 76V75H74ZM81 76H82V74H81ZM91 76H90V78H91ZM98 77L100 76V75H97ZM37 77V76H36ZM40 77H41V75H40ZM73 77V76H72ZM77 77V76H76ZM79 77H80V75H79ZM84 77H86V75L84 76L83 75V78ZM93 77V76H92ZM38 78V77H37ZM65 78H66V80H65ZM70 78V77H69ZM75 78V77H74ZM73 78V79H74ZM94 78V77H93ZM97 78V77H96ZM96 78H95V80H96ZM130 78V79H129ZM80 78H78V80H79ZM86 79H87V77H86ZM63 80H65V81H63ZM75 80H76V78H75ZM81 80V79H80ZM84 80V79H83ZM90 80H93V79H89V81ZM134 80V81H133ZM41 81V82H42ZM74 81V80H73ZM94 81V80H93ZM97 81H98V79H97ZM96 81V82H97ZM219 81H220V83L221 84H219ZM57 82H59V83H57ZM79 83V81H77L76 80V83ZM99 82L97 83V84H99ZM51 83V82H50ZM53 83V84H54ZM75 83V84H76ZM81 83V82H80ZM85 83V82H84ZM87 83V82H86ZM34 84H35V86H34ZM128 84H129V82H128ZM132 84V83H131ZM130 84V85H131ZM134 84H135V82H134ZM133 84V85H134ZM46 86V84H41V87L43 88V89H41V90H44V87ZM55 85V84H54ZM84 85V84H83ZM136 85V84H135ZM220 85V86H219ZM30 86L31 87H33L34 86V88H33V90H30L31 88H30ZM44 86V87H43ZM84 86H86V85H84ZM40 87V84H39V86H38V88ZM67 87V86H66ZM125 87H123V88H121L122 90L125 88ZM127 87H128V85H127ZM132 87V85L130 86V87H128L129 89ZM156 87L157 88H160L161 90H160V92L158 91V92H155V91H153L151 88H155L156 89ZM36 89L37 90V92H38V94L39 93H41V90H40V88L39 89ZM46 88V87H45ZM54 88H53V90H54ZM72 87H70V90H72L71 89ZM166 88H171V90L169 91V90H166L165 92L163 91V89H166ZM76 89V88H75ZM80 89H84V88H82V87H80ZM128 89V90H129ZM154 89V90H155ZM38 90H40V91H38ZM70 90H68V91H70ZM122 90H117V91H122ZM156 90H158V89H156ZM223 90V89H222ZM224 90H226V89H224ZM30 91H33L34 92V94L32 93L31 95H29V93H30ZM54 91H57V89L56 90H54ZM75 91V90H74ZM81 91V90H80ZM131 91V90H130ZM163 91V92H162ZM58 92V91H57ZM60 92H58V94H60ZM67 92V91H66ZM71 92V91H70ZM123 92H125V91H123ZM122 92V93H123ZM218 92H220L221 93V96H223L222 98L224 99H221V97L220 96H218L217 95V93ZM56 92H54V95L58 98V96L55 94ZM77 93H79V88H78V92ZM119 93V92H118ZM222 93H224V94H222ZM66 95H67V93H65ZM64 94V95H65ZM68 94H69V92H68ZM81 94H82V92H81ZM107 94V93H106ZM109 94H108V96H109ZM114 94H117V93H114ZM126 94V93H125ZM219 94V93H218ZM29 95V97H30V100L27 98V96ZM33 95V96H32ZM70 95V94H69ZM104 95H105V93H104ZM35 96H36V94H35ZM41 96V95H40ZM43 96H44V94H43ZM55 96L53 97V98H55ZM60 96L61 97H59V99L60 98H62V97H67V96H62V92H61V94H60ZM110 96H112L113 97V95H111L110 94ZM109 96V97H110ZM218 96V97H217ZM227 96V99L229 98L228 97V94L226 95ZM32 97H34L33 98V100L31 99ZM37 97V96H36ZM119 97H121L120 95H119ZM44 98H46V96L45 97H43V99ZM68 98V97H67ZM116 98V97H115ZM114 98V99H115ZM122 98H124V96L122 97ZM107 99V98H106ZM105 99V100H106ZM118 99V98H117ZM221 99V100H220ZM46 100V101H47ZM57 99L55 98V101H56ZM62 100V99H61ZM67 100V99H66ZM116 100V99H115ZM115 100H113V104H115L116 105V103L118 104H120L121 102L119 101V100H121V99H119V100H117V101H119V102H115L114 103V101ZM35 101H34V103H35ZM43 102L44 100H40V102ZM64 101V100H63ZM101 101V100H100ZM103 101V100H102ZM57 102V101H56ZM71 102V100L69 101V103ZM105 102H109V101H105ZM112 102V101H111ZM111 102L110 103H108V104H110V105H112L111 104ZM129 102V103H128ZM219 102H223V103H219ZM263 102H264V96H263ZM51 103V104H52ZM67 103V102H66ZM72 103V102H71ZM101 102H99V104H100ZM103 103V102H102ZM102 103H101V105H102ZM39 104V105H40ZM63 104V103H62ZM61 104V105H62ZM107 104V103H106ZM105 104V105H106ZM139 104V105H138ZM145 104H147L145 107L147 108V109H145V107H143V105H145ZM222 104V105H221ZM227 105V104H226ZM66 106V105H65ZM70 106H71V104H70ZM104 106V105H103ZM103 106H101V108L103 107ZM53 107V106H52ZM58 107H60V106H58ZM62 107V106H61ZM110 107V106H109ZM109 107H103V109L104 108H109ZM114 108H115V106H113ZM119 107V106H118ZM130 107H131V105H130ZM130 107H129V111H130ZM226 107V106H225ZM23 108H24V106H23ZM42 110H41V109ZM55 108V107H54ZM57 108V107H56ZM67 108V107H66ZM69 108V107H68ZM67 108V109H68ZM99 108V113H102V111L103 110H101V108L100 107H98ZM132 108V107H131ZM134 108V107H133ZM230 108V107H229ZM22 109V108H21ZM47 109V110H46ZM59 109H61V108H59ZM72 109V108H71ZM118 109H120V108H118ZM214 109V111H212ZM225 109V108H224ZM45 110H46V112L48 111V113L45 115ZM64 110V109H63ZM70 110V109H69ZM110 110V109H109ZM111 110H112V108H111ZM116 110V109H115ZM125 110H126V108H125ZM17 111H19V110H17ZM23 112L24 111H26L25 110V108H24V110H22ZM21 111V112H22ZM101 111V112H100ZM120 111V110H119ZM118 110H117V112H119ZM127 111H128V109H127ZM135 111V110H134ZM22 112V113H23ZM27 113V114H30V113ZM57 112V111H56ZM60 112V111H59ZM72 112V111H71ZM105 112V111H104ZM107 112V111H106ZM112 112H115V113H117L116 111H112ZM121 112V111H120ZM123 112V111H122ZM66 114H68L69 112H65ZM107 113H109V111L107 112ZM106 113V114H107ZM115 113H112V114H115ZM215 113V112H214ZM49 114V115H50ZM54 114H59L58 112L57 113H54ZM61 114V113H60ZM63 114V113H62ZM105 114V115H106ZM111 114V113H110ZM110 114H107L108 116L110 115ZM122 114H124V113H122ZM122 114H120V115H122ZM127 114V113H126ZM125 114V115H126ZM130 114H132L131 113V111H130ZM219 114V116H222L223 117V115L220 113V111L217 113V115ZM71 115L74 117L75 116V114L73 115L72 113H71ZM104 114H102V116H103ZM106 115V119H108L107 116ZM117 115V114H116ZM216 115V116H217ZM30 116V115H29ZM44 116H45V118L46 119H44ZM53 116V118H54V115H52ZM57 116V115H56ZM62 116V115H61ZM66 116H68V115H66ZM64 114H63V117H65V119L66 118H68V117H66ZM70 116V115H69ZM77 116V115H76ZM115 116V115H114ZM119 115H117V116H115V118L116 117H118ZM127 116V115H126ZM128 116H129V113H128ZM227 116V115H226ZM26 118L25 119H27V120H29L28 118V116H25ZM28 117V118H27ZM35 117V116H34ZM42 117H43V119H42ZM63 117H61V118H63ZM124 117V116H123ZM235 117V116H234ZM60 118V117H59ZM74 118H76V117H74ZM110 116H109V120H110ZM113 118V117H112ZM114 118V119H115ZM129 118V117H128ZM223 118H226L225 116L223 117ZM24 119V120H25ZM38 119H40L39 118V116H38ZM55 119V118H54ZM64 119V118H63ZM71 119V117L69 118V120ZM119 119V118H118ZM118 119H117V121H118ZM125 119H126V117H125ZM227 119H228V117H227ZM31 120V119H30ZM33 121L35 120L34 118L32 119ZM31 120V121H32ZM56 120H57V118H56ZM62 120V119H61ZM73 120V119H72ZM122 120H123V118H122ZM261 120V119H260ZM7 121V122H8ZM13 121V120H12ZM31 121H30V123H29V121H28V124H31L30 126H32L33 124L35 125L36 123H31ZM39 120H37V122H38ZM53 120H51V122H52ZM59 121H60V119H59ZM67 121H68V119H67ZM65 122V124L66 123H69L68 125L69 126H66L67 127V129L66 130H68L69 128L68 127H70V122L68 121V122ZM71 121V120H70ZM73 121H75V120H73ZM73 121H71L72 123H73ZM108 121V120H107ZM110 121H113L114 122V120H110ZM120 121V120H119ZM129 121V120H128ZM131 121V120H130ZM8 122V123H9ZM25 122H26V120H25ZM109 122V121H108ZM112 122V123H113ZM189 122H191V123H195V125H196V123H197V125H198V123H200V124H202V125H204L203 127L204 128H202V130H201V132H198V131H196L195 130V132L193 131L194 130V128L193 129H191L190 131H183L182 130V132L181 133H179V130L181 129V128H183V127H185L186 126V124H187V126H188V123ZM6 123V122H5ZM27 123V122H26ZM38 124V125H40L41 127H42V125L41 124ZM111 123V124H112ZM115 123V122H114ZM114 123H113V125H114ZM123 123V122H122ZM128 123V122H127ZM132 123V122H131ZM184 123H186V124H184ZM191 123H189V125L191 124ZM228 123V122H227ZM230 123V122H229ZM232 123V122H231ZM230 123V124H231ZM262 123V122H261ZM21 124H22V126H21ZM51 124H53V122L51 123ZM54 124H56V122H54ZM62 124H63V122H62ZM120 124H121V122H120ZM130 124V123H129ZM182 124H184L185 126H180V125H182ZM199 124V125H200ZM212 124V123H211ZM216 124V123H215ZM257 124V123H256ZM263 124V123H262ZM58 124H56V126H57ZM67 125V124H66ZM123 125V127L125 126V124H122ZM121 125V126H122ZM176 125H179V127H177ZM196 125V126H197ZM201 125V126H202ZM238 125H240L239 123H238ZM242 125V124H241ZM261 125V124H260ZM43 126H45V127H47L46 125H43ZM52 126V128H51V132H49V136H46V134L45 133H47V128H45L46 129V132H45V130H43L44 131V135H42V134H40L39 136H41L42 135V137H46V140H47V142H48V137H52V139L50 140L49 139V141H50V143H51V141L53 140V131L52 130H55L54 128H56V127H54L53 125H51ZM115 126V125H114ZM118 126V125H117ZM129 126V125H128ZM132 126V125H131ZM130 126V127H131ZM134 126H136L135 124H134ZM134 126H132V128L134 127ZM150 126V125H149ZM172 126V127H171ZM218 126V125H217ZM244 126V125H243ZM258 126H259V124H258ZM41 127H38V128H41ZM50 127V126H49ZM54 127V128H53ZM58 127H60V126H58ZM65 127V126H64ZM64 127H62L61 129H63V131H64ZM120 127V126H119ZM123 127H121V129L123 128ZM139 127V126H138ZM141 127H144V126H142L141 125ZM147 127H148V125H147ZM163 127V126H162ZM161 127V128H162ZM176 127L177 128H179V130H176ZM190 127V126H189ZM192 127H193V125H192ZM197 127H200V126H197ZM228 127V126H227ZM234 127H236V126H234ZM240 127V126H239ZM9 127H8V129H10ZM34 127H32L31 129H33ZM35 128L37 129V127L35 126ZM118 128V127H117ZM126 128V127H125ZM137 128V127H136ZM135 128V129H136ZM149 128H151V126L149 127ZM152 128H154V127H152ZM152 128H151V130H152ZM156 128V127H155ZM159 128V127H158ZM157 128V129H158ZM214 128V129H213ZM230 128H232V127H230ZM244 128V127H243ZM256 128V127H255ZM10 129V130H11ZM42 129H44L43 127H42ZM42 129H41V131H42ZM49 129V128H48ZM59 130H61L60 128H58ZM118 129H120V128H118ZM186 129V128H185ZM190 129V128H189ZM201 129V128H200ZM245 129V128H244ZM10 130H9V132H10ZM13 130H14V128H13ZM57 130V129H56ZM59 130H57V131H59ZM126 130V129H125ZM137 130V129H136ZM143 130V129H142ZM167 130H169V128H167ZM166 130V131H167ZM236 130V129H235ZM238 130V129H237ZM239 130H242V128L241 129H239ZM261 130V129H260ZM6 131H7V133H6ZM15 131H16V127H15ZM34 131V130H33ZM32 131V132H33ZM39 132H41L40 130H38ZM42 131V132H43ZM63 131H60V132H62L63 133ZM132 131V130H131ZM131 131H129L130 132V134H132V133H134L133 131H132V133H131ZM139 131V130H138ZM140 131H141V129H140ZM154 131V130H153ZM164 131V130H163ZM163 131H161V130H159V132H163ZM165 131V132H166ZM12 132H14V131H12ZM18 132V131H17ZM35 132H36V130H35ZM39 132H37V133H39ZM54 132H56V131H54ZM60 132H58L59 134H57V135H61L62 133H60ZM143 132V131H142ZM171 132H170V134H171ZM193 132V133H192ZM231 132H232V130H231ZM261 132H264V131H262L261 130ZM14 133H16V132H14ZM18 133H20L21 134V132H18ZM29 133H31L30 131L28 132V134L27 135H23V134H25V132L24 133H22L20 136L16 133V135H18L20 138H22V142L20 143V144H22L23 142H24V144H26V145H23L22 144V146H20L19 145V143L18 144H16L17 143V141H16V136L14 137V136H12V137H14L15 139H11V140H13V141H15L14 143H15V146H20V147H15V149L17 148V150H20V152L22 151L24 154H25V149L27 148V143H28V136H29ZM34 133V132H33ZM137 133H139V132H137ZM145 133V132H144ZM147 133V132H146ZM152 133H154V132H152ZM151 133V134H152ZM168 133V132H167ZM236 133V131L233 133L232 132V134H233V136L235 137V134ZM4 136H3V135ZM52 136H51V135ZM128 134V133H127ZM126 134V135H127ZM129 134V135H130ZM150 134V135H151ZM157 134V133H156ZM159 134V133H158ZM160 134H162V133H160ZM164 134V133H163ZM176 134H174L175 136L174 137H176V139L178 138L177 137V135ZM180 134V135H179ZM235 134V135H234ZM241 134V133H240ZM245 134V133H244ZM242 135V137H244L245 135ZM256 134V133H255ZM259 134V133H258ZM2 135V136H1ZM35 135V134H34ZM33 135V136H34ZM38 135V134H37ZM37 135L36 136H34V137H36L37 138ZM123 135H125V133L123 134ZM128 135V136H129ZM136 135V134H135ZM135 135H134V137H135ZM139 135V138H140V134H138ZM149 135V136H150ZM153 135H155V134H153ZM223 135V134H222ZM260 135V134H259ZM27 136V137H26ZM62 136V135H61ZM127 136V137H128ZM133 136V135H132ZM144 136V135H143ZM147 136V135H146ZM157 136V135H156ZM160 136H162V135H159V137ZM225 138H227L225 135H223ZM7 137V138H6ZM24 137H26V138H24ZM58 137V136H57ZM126 137V138H127ZM134 137H132V138H134ZM138 137V136H137ZM141 137H142V135H141ZM145 137V136H144ZM143 137V138H144ZM151 137V136H150ZM155 137V136H154ZM153 137V138H154ZM164 137V136H163ZM169 137V136H168ZM173 137V138H174ZM255 137H257V136H255ZM255 137H253L254 138V140H255ZM262 136H260V137H258V139H260ZM10 138V137H9ZM129 138V137H128ZM131 138V137H130ZM148 138V137H147ZM172 138V139H173ZM189 138V139H190ZM193 138H195V140H196V137L195 136H193ZM198 138V137H197ZM231 137H229L228 136V139H230ZM29 139H30V137H29ZM41 139V137H39V139L37 140V141H39ZM55 140H56V142L57 141H59V139L57 140L56 138H54ZM99 139H100V137H99ZM98 139V140H99ZM135 139V138H134ZM149 139H151V138H149ZM159 139V138H158ZM179 139H183V138H180L179 137ZM179 139H177V140H179ZM187 138H185V140H186ZM192 139V138H191ZM199 139V138H198ZM202 140L204 139V138H201ZM215 139H217V138H214V140ZM219 139H220V137H219ZM232 139H233V137H232ZM244 139V138H243ZM21 140V139H20ZM35 140V139H34ZM34 140H33V142H34ZM45 140V141H46ZM55 140H53V141H55ZM61 140V139H60ZM133 140V139H132ZM131 140V141H132ZM137 140H140V141H143L142 139H138L137 138ZM137 140L135 139V141L133 142V146L135 147V142L137 143ZM153 140V139H152ZM167 140H168V138H167ZM174 140H175V138H174ZM195 140H194V142H195ZM208 140V139H207ZM210 140V139H209ZM220 140H222V139H220ZM220 140H215V142L216 141H218V142H216V144L217 145H221V143H220ZM226 140V139H225ZM245 140V139H244ZM9 141H10V139H9ZM37 141L35 140V142L37 143ZM43 141H44V138H43ZM42 141V142H43ZM44 141V143L47 145V146H49V145H51V144H54V143H51V144H47V142H45ZM52 141V142H53ZM100 141V140H99ZM127 141H128V139H127ZM129 141H130V139H129ZM145 141V140H144ZM143 141V142H144ZM147 141H148V139H147ZM151 141V140H150ZM154 141H157L156 140V138L154 139ZM170 141V140H169ZM181 140H179L178 142H180ZM191 140H189V142H190ZM200 141V140H199ZM230 141V140H229ZM27 142V143H26ZM35 142L33 143V144H35ZM42 142H38L39 144H42ZM55 142V143H56ZM59 142H61V141H59ZM98 142V141H97ZM160 142V141H159ZM172 142V141H171ZM175 142H176V140H175ZM186 142H188V141H186ZM201 142V141H200ZM214 142V143H215ZM226 142H228V140H226ZM231 142V141H230ZM262 142V141H261ZM261 142H259V143H261ZM12 143V142H11ZM148 143H150V142H148ZM153 143H155L154 145L156 146L157 145V143L158 142H153ZM162 143V142H161ZM164 143V142H163ZM163 143H162V145L161 146H164L163 145ZM203 143V142H202ZM201 143V144H202ZM207 143V142H206ZM213 143V144H214ZM240 143V142H239ZM238 143V144H239ZM248 143V142H247ZM257 143V142H256ZM30 144V143H29ZM45 144H43V145H41V146H43L44 148L42 149V147L41 146H39V148L41 147V151H43V150H45V148L47 147V146H44ZM57 144H59V143H57ZM61 144H62V142H61ZM64 144V143H63ZM98 144V143H97ZM144 144H146L147 145V142L145 143L144 142ZM159 144V143H158ZM169 144V146H170V142L168 143ZM168 144L166 143V145H167V147H168ZM181 144H183V142L181 143ZM186 144V143H185ZM190 144V143H189ZM192 144H193V146H194V143H193V141H192ZM197 144H199V143H197ZM215 144V145H216ZM224 144V143H223ZM225 144H227V143H225ZM228 144H230V143H228ZM233 145L235 144L236 145V143H232ZM237 144V145H238ZM249 144H251V143H249ZM263 144V145H262ZM262 146H263V148L261 147V145H260V147L263 149V151H261L258 147H256V148H258V152L260 151V152H263V153H261V155L262 154H264V136H263V142H262ZM55 145V144H54ZM100 145H101V142H100ZM142 145V144H141ZM149 145L150 144H148V146L145 148L144 147V149L147 151L149 148ZM160 145V144H159ZM176 145V144H175ZM204 145H205V143H204ZM236 145V146H237ZM252 145V144H251ZM29 146V145H28ZM53 146V145H52ZM62 146V145H61ZM98 146V145H97ZM136 146H138V145H136ZM155 149V148H157L158 147V145L156 146V147H154L153 146V144L151 143V145H150V148L151 149H149V151L150 150H152V147ZM160 146V147H161ZM185 146V145H184ZM191 146V145H190ZM195 146H196V143H195ZM12 147H14V146H12ZM24 147H25V149H24ZM33 147H36V144H35V146H33ZM64 147V146H63ZM133 147V148H134ZM139 147H140V145H139ZM173 147H174V145H173ZM173 147L171 146V149H173ZM176 147V146H175ZM192 147V146H191ZM204 147V146H203ZM207 147V146H206ZM210 147H212V145L210 146ZM221 146H219L218 147V149L220 148ZM224 147V146H223ZM249 147H251V146H249ZM38 148V150H40ZM51 147H49V148H47V149H50ZM55 148V147H54ZM100 148H102V146L100 147ZM136 148V147H135ZM141 149H142V151H143V148L142 147H140ZM159 148V147H158ZM166 148V147H165ZM164 148V149H165ZM182 148V147H181ZM193 148V147H192ZM201 148V147H200ZM213 148H215V147H213ZM213 148H210L211 150L213 149ZM216 148H217V146H216ZM215 148V149H216ZM226 148H227V146L225 147V149L224 150H226ZM235 148V147H234ZM27 149H29V148H27ZM26 149V153H27V155L28 154H30V153H28L29 151ZM56 150H57V148H55ZM62 150H63V148H61ZM60 149V150H61ZM94 149V148H93ZM139 149V148H138ZM138 149H135V150H137V151H135V152H137V154H133L134 156H136V158L137 157H139V155H138V152H140V151H138ZM140 149V150H141ZM179 149V148H178ZM188 149L189 148H187V151H188ZM206 149V148H205ZM207 149H208V151H210V149H209V147H207ZM214 149V150H215ZM218 149H216L215 151L213 150V156H214V153L216 154V151H218ZM228 149V148H227ZM232 149V148H231ZM230 149V150H231ZM237 149V148H236ZM248 149V148H247ZM17 150H15V151H17ZM30 150V149H29ZM59 150V151H60ZM97 150H98V148L96 149V152H97ZM101 150V149H100ZM158 150V149H157ZM167 150V149H166ZM165 150V151H166ZM183 150V149H182ZM193 149H191V151H192ZM194 150H196V149H194ZM201 150H204V149H202L201 148ZM220 150H222V148L220 149ZM234 150V149H233ZM242 150V149H241ZM49 151V150H48ZM47 151V152H48ZM134 151V150H133ZM141 151V152H142ZM153 151H155V150H152V152L151 153H154ZM162 151V150H161ZM167 151H169V150H167ZM198 152H199V150H197ZM205 151V150H204ZM244 152L246 151V149L245 150H243ZM250 151V150H249ZM255 151V150H254ZM19 152V153H20ZM20 153V155H24L23 153ZM47 152H45V153H47ZM99 152V151H98ZM101 152V151H100ZM158 152H159V150H158ZM157 152V154H159ZM170 152V151H169ZM174 152H175V150H174ZM190 152V151H189ZM189 152H187V153H189ZM193 152V151H192ZM196 152V151H195ZM202 152V151H201ZM207 152V150L204 152V153H206ZM221 152V151H220ZM222 152H225V151H222ZM221 152V153H222ZM227 152V151H226ZM229 152V151H228ZM232 154H233V151H230ZM235 152V151H234ZM251 152H253L252 150H251ZM251 152H249V153H251ZM259 152V153H260ZM38 153V152H37ZM49 153V152H48ZM47 153V155L45 154L44 156L46 157L47 156V158H45L46 159V162H48L49 161V159H50V161H51V159L52 158H49L50 156L52 157V153L50 154H48ZM103 153H105V152H103ZM103 153L101 154V156L103 155ZM150 153V152H149ZM150 153V154H151ZM163 153H164V151H163ZM171 153V152H170ZM180 153V152H179ZM191 153V152H190ZM189 153V157L190 156H192L193 155V153H191L190 154ZM210 154H211V152H209ZM209 153H206L207 155L209 154ZM238 153H240V152H238ZM255 153V152H254ZM258 153V154H259ZM40 154H42V153H40ZM142 154V153H141ZM145 154V153H144ZM162 154V153H161ZM160 154V155H161ZM166 154V153H165ZM168 154V153H167ZM196 154V153H195ZM194 154V155H195ZM206 154H205V156H206ZM209 154V156H212V155H210ZM219 154L220 153H218V156H219ZM224 154H226V153H224ZM223 154V155H224ZM230 154V153H229ZM236 154V153H235ZM242 154H247V153H242ZM31 155V154H30ZM48 155H50V156H48ZM59 155V154H58ZM107 155H109V154H107ZM107 155H106V157H107ZM146 155H148V154H146ZM156 155V154H155ZM154 155V156H155ZM172 155V154H171ZM239 155V154H238ZM22 156L20 157V156H18V157H20V159L22 158ZM40 156V155H39ZM41 156H43V155H41ZM43 156V157H44ZM53 156H55V155H53ZM98 157L100 156V155H97ZM100 156V157H101ZM142 156V155H141ZM145 156V155H144ZM143 156V157H144ZM163 156V155H162ZM187 156V155H186ZM196 156V155H195ZM204 155L202 154V156L201 157H203ZM208 156V157H209ZM217 156V158H219V159H221L222 161H225V160H223V158H222V156L221 157H218ZM232 156V155H231ZM242 155H240V157H241ZM250 156V155H249ZM29 157V156H28ZM43 157H41V158H43ZM56 157V156H55ZM97 157V158H98ZM99 157V158H100ZM105 157V158H106ZM111 157V156H110ZM143 157L141 158V159H143ZM151 158H152V156H150ZM159 157V156H158ZM169 157V156H168ZM189 157H184L185 159H186V161L187 160H190V159H188ZM216 157V156H215ZM262 158H263V156H261ZM40 157H38V159H39ZM40 158V159H41ZM105 158H103V159H105ZM108 158V157H107ZM145 158L146 159H144V161H145V163L143 164L144 166L145 165H147L148 167H150L149 169H151V166H149V164H147V162H146V160H147V157L145 156ZM149 158V157H148ZM156 158V157H155ZM160 158H162V157H160ZM164 158V157H163ZM166 158H167V156H166ZM173 158V157H172ZM193 158H194V156H193ZM236 159L238 158V157H235ZM234 158V159H235ZM251 158V157H250ZM15 159H17V158H15ZM27 159V157L25 158V160ZM39 159V160H40ZM45 159H43L42 161L44 162V160ZM55 159V158H54ZM58 159V158H57ZM139 158H137V160H138ZM165 159V158H164ZM181 159H183V157H181ZM200 159V158H199ZM216 159V158H215ZM226 159H229L228 161H231L232 159H230L229 157H227ZM241 159H243L244 160V158H241ZM254 159V158H253ZM257 159H259V158H257ZM264 159V158H263ZM19 160V159H18ZM48 160V161H47ZM53 160V159H52ZM61 160V159H60ZM100 160V159H99ZM107 161L108 160H110V158L109 159H106ZM150 160V159H149ZM179 160V159H178ZM198 160V159H197ZM213 160H214V157H213ZM260 160H262V159H260ZM15 161V160H14ZM13 161V162H14ZM27 161H28V159H27ZM49 161V162H50ZM96 161H98L97 159H96ZM107 161H106V163H107ZM139 161V162H138ZM137 162L139 163V165H140V167H143V166H141L142 165V162H144L143 160H141V162H140V160H138ZM157 161V160H156ZM160 161H163V160H160ZM165 161H167L166 159H165ZM181 161V160H180ZM192 161V160H191ZM203 161V160H202ZM209 161L211 162V159H209ZM216 161H219V160H216ZM216 161H214V162H216ZM222 161H220V162H222ZM246 161V160H245ZM251 161H253V160H251ZM262 161H264V160H262ZM18 162V161H17ZM23 162H26V161H24L23 160ZM22 162V163H23ZM53 161H51V163H52ZM171 162H172V159H171ZM199 162V161H198ZM207 162V161H206ZM220 162H218V163H220ZM236 162V161H235ZM260 162V161H259ZM258 162V163H259ZM15 163V162H14ZM55 163V162H54ZM102 163H103V165H104V160L102 161ZM137 163V164H138ZM186 163V162H185ZM187 163H188V161H187ZM186 163V164H187ZM217 163V164H218ZM237 163H239V162H236V164ZM17 164V163H16ZM21 164V163H20ZM57 164V163H56ZM60 164V163H59ZM59 164L58 165H56V166H58V168L60 167L59 166ZM62 164V163H61ZM99 164V163H98ZM159 164V163H158ZM165 164V163H164ZM167 164H169V162L167 161ZM190 164V163H189ZM194 164V166H195V162L193 163ZM201 164V163H200ZM209 164V163H208ZM213 164V163H212ZM225 164V163H224ZM234 164V163H233ZM249 166H252V164H251V162H249ZM260 164H262V163H260ZM259 164V165H260ZM25 165V164H24ZM50 165H52V164H50ZM139 165H137L136 166V168H140L139 167ZM157 165V164H156ZM156 165H153L154 166V168H155V166ZM191 165V164H190ZM189 165V166H190ZM198 165V164H197ZM213 165H215V163L213 164ZM223 165V164H222ZM230 165V164H229ZM232 165V164H231ZM253 165H255V164H253ZM259 165H257L256 164V166H259ZM14 166H15V164H14ZM53 166V165H52ZM62 166V165H61ZM105 167H107V169H109V165H108V163H107V165H104ZM128 166V168H129V165H128V163H127V165H126V167ZM135 166V165H134ZM158 166V165H157ZM161 166V165H160ZM188 166V167H189ZM192 166V165H191ZM203 166V165H202ZM215 166H217V165H215ZM233 166V165H232ZM235 166V165H234ZM237 166V165H236ZM235 166V167H236ZM238 166H239V164H238ZM240 166H241V164H240ZM242 166H244V165H242ZM98 167V166H97ZM99 167H100V165H99ZM196 167H198V166H195V168ZM206 167V166H205ZM208 167V166H207ZM211 167V166H210ZM247 167V165H245V167L244 168H241V167H237L239 170L240 169H245ZM254 167V166H253ZM260 167H262V166H260ZM46 168V167H45ZM128 168H126V169H128ZM144 168V167H143ZM157 168V167H156ZM155 168V169H156ZM193 167H190L188 170H190V169H192ZM194 168V169H195ZM201 169H202V167H200ZM212 168V167H211ZM215 167H213V170H215L214 169ZM226 168V167H225ZM225 168H223V169H225ZM228 168H231L230 166H228ZM228 168H226V169H228ZM249 168V167H248ZM248 168H246L247 169V172L249 171V169ZM264 168V167H263ZM49 169V168H48ZM54 169H57V168H54ZM103 169H104V167H103ZM107 169H106V171H107ZM145 170L147 169L146 168V166H145V168H144ZM153 169V168H152ZM198 169V168H197ZM200 169V170H201ZM208 169H210V168H208ZM208 169H206L205 168V170H207L208 171ZM245 169V170H246ZM256 169V168H255ZM52 170V172H53V169L51 168L50 170H48V171H51ZM105 170V169H104ZM140 170H142L141 168H140ZM157 170V169H156ZM196 170V169H195ZM194 170V171H195ZM204 170V171H205ZM222 170V169H221ZM239 170H236L237 171V173H238V171ZM242 170H240L239 171V173H242L243 174V172H242ZM258 169H256V172H258L257 171ZM101 171H102V169H101ZM101 171H99L100 173H101ZM128 171H129V169H128ZM149 171V170H148ZM154 171V170H153ZM192 171V170H191ZM197 171V170H196ZM195 171V172H196ZM202 171H203V169H202ZM203 171V172H204ZM217 171V170H216ZM218 171H220V170H218ZM226 171V170H225ZM253 171L254 172H252V173H250V175H252L253 173H255V170L253 169ZM62 172V171H61ZM60 172V173H61ZM108 172V171H107ZM131 172H133V171H131ZM147 172V171H146ZM201 172V171H200ZM214 172V171H213ZM212 172V173H213ZM250 172H251V170H250ZM56 173V172H55ZM106 173V172H105ZM105 173H103V176H106L105 175ZM221 173V172H220ZM230 173L231 172H228L227 174H229L230 175ZM232 173H234L233 171H232ZM236 173V174H237ZM244 173H246V171H244ZM259 173H261V172H259ZM17 174V173H16ZM44 174H46V172L44 173ZM49 174H51L50 172H49ZM63 174V173H62ZM99 174V173H98ZM108 174V173H107ZM121 174V173H120ZM148 174V173H147ZM191 174V173H190ZM192 174H194V172L192 173ZM197 174H199V173H197ZM202 174H204L203 176L205 177V173H202ZM206 174H209L208 172H206ZM210 174H211V171H210ZM217 174H219L218 172H217ZM247 174H249V172L247 173ZM58 174H56V176H57ZM73 175H75L74 173H73ZM94 175H95V173H94ZM93 175V176H94ZM96 175H97V173H96ZM95 175V176H96ZM99 175H101V174H99ZM109 175V174H108ZM113 175V174H112ZM118 175V174H117ZM228 175V176H229ZM233 175V174H232ZM255 175V174H254ZM253 175V176H254ZM18 176H20V175H18ZM102 176V177H103ZM114 177L112 178V176H111V178L112 179H114V178H116L115 176H116V173H115V175H113ZM121 177V175H118L117 177ZM123 176V175H122ZM187 176V175H186ZM198 176V175H197ZM211 175H209V177H210ZM219 176V175H218ZM221 176V175H220ZM262 176H264V175H262ZM75 177H76V175H75ZM86 177V176H85ZM109 177V179H110V176H108ZM187 177H189V176H187ZM222 177H224V176H222ZM227 177V176H226ZM232 177V176H231ZM241 177V176H240ZM239 177V178H240ZM87 178V179H86ZM85 179V183L87 182V180H89V179H91V178H89L88 179V175H87V177H86ZM94 178V177H93ZM201 178V177H200ZM214 178H216V177H214ZM260 178V177H259ZM111 179V180H112ZM117 179V178H116ZM122 179H123V177H122ZM121 179V180H122ZM190 179V178H189ZM197 179H198V177H197ZM196 179V180H197ZM207 179V178H206ZM205 179V180H206ZM212 179V178H211ZM217 179V178H216ZM218 179H219V177H218ZM222 179H224V178H222ZM233 179V178H232ZM245 179V178H244ZM256 180L258 179V178H255ZM261 179H262V177H261ZM263 179H264V177H263ZM11 180V179H10ZM59 180V179H58ZM61 180H62V178L60 177V182H61ZM96 180H102V178L100 179V178H97ZM111 180H110V182H111ZM115 180V179H114ZM124 180V179H123ZM199 180V179H198ZM204 180V181H205ZM208 180H209V178H208ZM213 180V179H212ZM215 180V179H214ZM227 180H231V179H228V177H227ZM234 180V179H233ZM233 180H231V181H233ZM259 180V179H258ZM12 181V180H11ZM84 181V180H83ZM117 181V180H116ZM119 181H120V179H119ZM195 181V180H194ZM235 181H236V183L238 182V184H240L239 183V181L240 180H238V179H235ZM250 181H251V179H250ZM264 181V180H263ZM63 182V181H62ZM61 182V183H62ZM91 182H93V180L91 181ZM107 182H109V180L107 181ZM121 182V181H120ZM196 182V181H195ZM199 182V181H198ZM203 182V181H202ZM209 182V181H208ZM207 182V183H208ZM217 182V181H216ZM219 182V181H218ZM224 182V181H223ZM227 182H230V181H227ZM245 183H246V181H244ZM254 183H256L255 181H253ZM258 182V181H257ZM16 183V182H15ZM124 181H122V185H126V183H124ZM190 183V182H189ZM210 183H211V181H210ZM215 183V182H214ZM235 183V182H234ZM243 183V182H242ZM245 183H243V184H241V186L242 185H244ZM259 183H261V182H259ZM258 183V184H259ZM263 183V182H262ZM110 184H112V183H110ZM109 184V185H110ZM121 184V183H120ZM194 184V183H193ZM192 184V185H193ZM198 184H200V183H198ZM213 184V183H212ZM218 184V186H219V183H217ZM224 184V183H223ZM231 184H233V182L231 183ZM249 184V183H248ZM247 184V185H248ZM201 185V184H200ZM210 185V184H209ZM228 185H230V184H228ZM247 185H246V187H247ZM251 185H252V183H251ZM119 186H121V185H119ZM206 186V185H205ZM208 186V185H207ZM216 186V185H215ZM218 186H216V187H218ZM231 186V185H230ZM237 186H239V185H237ZM245 186V185H244ZM254 186V185H253ZM259 186V185H258ZM20 187V186H19ZM18 187V189H17V191L20 189ZM112 188H113V186H111ZM114 187H116V186H114ZM126 187V186H125ZM192 187L193 186H191L190 188H191V192H192ZM199 187V186H198ZM198 187H197V189H198ZM231 187H234V186H231ZM246 187H244L245 189H242V191H244V190H246L247 188ZM254 187H256V186H254ZM56 188V187H55ZM61 188V187H60ZM60 188H59V190H60ZM111 188V189H112ZM117 189H115V191H114V189H113V191H112V193H113V195H112V197L113 198H116V195H118V193L116 192L117 190H120L121 189V187L120 188H118V186L116 187ZM123 188V187H122ZM200 188V187H199ZM206 188V187H205ZM208 188H209V186H208ZM226 188H230V187H226ZM236 188V187H235ZM263 188V187H262ZM23 189V188H22ZM202 189V188H201ZM207 189V188H206ZM217 189H219V187L217 188ZM221 190H222V188H220ZM239 189V188H238ZM261 189V188H260ZM194 190H196L195 188H194ZM231 190V192H233L234 190L233 189H230ZM233 190V191H232ZM254 189H252V191H253ZM14 191V192H13ZM53 191V190H52ZM198 191H200V190H197V191H194L193 193H195L196 194V192H198ZM203 191V190H202ZM213 191V190H212ZM237 191V190H236ZM247 191V193H249L248 192V190H246ZM245 191V192H246ZM57 192V191H56ZM114 192H116L117 194L115 195L114 194ZM122 192V193H121ZM124 191H120V195L121 194H124V195H126V196H128L127 194V189H126V191H125V193H127V194H125V193H123ZM205 192V191H204ZM203 192V193H204ZM211 192V191H210ZM214 192V191H213ZM218 192V190L216 191V193ZM227 192V191H226ZM235 192V191H234ZM240 192H241V190H240ZM237 193V194H241V193ZM256 192H258V191H256ZM18 193V192H17ZM22 193V192H21ZM23 193H25V191L23 192ZM53 193V192H52ZM60 193V192H59ZM109 193H110V189H109ZM230 193V192H229ZM254 193V192H253ZM264 193V192H263ZM20 194V193H19ZM34 194V193H33ZM194 194V195H195ZM202 194V193H201ZM201 194L200 193H198L197 195H199L200 197H204V196H201ZM205 194V193H204ZM244 194H246V193H243V195ZM259 193H257V197L259 196L258 195ZM18 195V194H17ZM60 195H62V194H60ZM100 195H101V192H100ZM124 195H121V196H123L124 197ZM196 195V197L195 196H193V197H195L194 199H193V197H192V194L190 195V197H192L191 199L192 200H194V202L193 201H191V199H189L190 200V203H192L190 206L193 208V206H194V208L193 209H191V212H193V215H190L189 214V216H191L190 218H195L198 214H197V212L198 213H200V217L198 216V219H197V217L195 218V223H196V221H198V222H204V219H203V221H200V219H202L203 217L201 216L202 215V213H204L205 214V212L203 211V212H199L200 211V209H202L203 207H205L207 204L205 203V202H203V200H205L204 198H202L203 200H202V202H201V200L199 199L200 197H198ZM209 195V194H208ZM212 195V194H211ZM216 195V194H215ZM228 195V194H227ZM230 195V196H229ZM228 196H226V197H231V196H234L233 194H229ZM248 195H250V194H248ZM262 195V194H261ZM264 195V194H263ZM21 196V195H20ZM23 196V195H22ZM33 196H35V195H33ZM53 196V195H52ZM119 196V195H118ZM207 196V195H206ZM236 196H238V195H236ZM235 196V197H236ZM251 196V195H250ZM252 196H254V194H252ZM17 197V196H16ZM36 197V196H35ZM35 197H34V199L33 200H35ZM111 197V198H112ZM208 197V196H207ZM220 197V196H219ZM222 197V196H221ZM244 198L245 197H247V194L245 195V196H243ZM42 198V197H41ZM100 198H101V196H100ZM215 198H216V196H215ZM224 198H225V196H224ZM239 198V197H238ZM240 198H242V196H240ZM248 198L250 199V197L248 196ZM264 198V197H263ZM23 199H25V198H23ZM31 199V198H30ZM44 199V198H43ZM117 199V198H116ZM128 197H127V201H128ZM209 199V198H208ZM208 199H206V200H208ZM211 199V198H210ZM219 198H217V200H218ZM228 199V198H227ZM231 199H232V197H231ZM230 199V200H231ZM258 199V198H257ZM20 200H22V198L20 199ZM20 200H19V202H20ZM32 199H31V201H33ZM42 200V199H41ZM121 200V199H120ZM205 200V201H206ZM225 200V199H224ZM242 200H244V199H242ZM242 200L240 199V201H238V202H242ZM245 200H246V198H245ZM245 200L243 201V203L245 202ZM251 200H253V198L251 197ZM259 200V199H258ZM25 201H29L28 199L27 200H25ZM113 201V200H112ZM121 201H123V200H121ZM124 201H125V198H124ZM220 201H221V199H220ZM223 201V200H222ZM228 201H229V199H228ZM248 201V200H247ZM257 201V200H256ZM262 201H264V199L262 200ZM19 202H18V204H19ZM30 202V201H29ZM132 202V201H131ZM131 202H129L128 201V204L130 205L131 204ZM142 202H143V199H142ZM145 202V201H144ZM210 202V201H209ZM213 202L214 201H212V204L211 205H213ZM227 202V201H226ZM233 202V201H232ZM249 202V201H248ZM251 202V201H250ZM260 202V201H259ZM108 203H109V201H108ZM113 203V202H112ZM111 203V204H112ZM116 203V202H115ZM118 203V202H117ZM116 203V204H117ZM135 203V202H134ZM188 203H189V201H188ZM189 203V204H190ZM193 203H194V205H193ZM202 203H204L203 204V207L201 208L200 207V204L202 205ZM208 203V202H207ZM230 205H231V203L230 202H228ZM254 203V202H253ZM20 204H22V201H21V203ZM19 204V206L21 207V205ZM27 204V203H26ZM29 204V203H28ZM31 204V203H30ZM53 204V208H54V203H52ZM107 203H105V205H106ZM127 204V203H126ZM136 204V203H135ZM189 204H185V206L186 205H189ZM206 204V205H205ZM217 204V203H216ZM229 204H226V205H228L229 206ZM242 204V203H241ZM245 205L247 204V202L246 203H244ZM243 204V206H245ZM255 204V203H254ZM45 205V204H44ZM44 205H43V207L42 208H44V210L46 209L47 210V206L46 207H44ZM56 205L58 206V202H56ZM104 205V206H105ZM110 205V203L108 204V206ZM115 205V204H114ZM117 205H119V203L117 204ZM116 205V206H117ZM132 205H133V203H132ZM205 205V206H204ZM225 205V204H224ZM264 205V204H263ZM113 206V205H112ZM116 206H114V207H116ZM131 206V205H130ZM135 206H137V205H135ZM134 206V207H135ZM140 206V205H139ZM143 206V205H142ZM141 206V207H142ZM178 206H179V204H178ZM182 206H184L183 204H181L179 207H182ZM215 206H217V205H215ZM258 206V205H257ZM40 207V206H39ZM40 207V209H42ZM52 207H50V210L48 211L49 212V214H50V212L52 213V216H53V212H54V209H52ZM107 206H105V208H106ZM110 207V206H109ZM113 207V210L114 211H118V209L117 210H115V208ZM129 207V206H128ZM127 206H126V208H128ZM133 207V208H134ZM141 207H138V208H141ZM190 207V208H191ZM209 207V206H208ZM213 208H215L214 206H212ZM234 207V206H233ZM233 207H231L232 209H234ZM241 208H242V206H240ZM254 207H256V206H254ZM260 206H258V207H256V208H259ZM55 208H56V206H55ZM111 208V207H110ZM126 208L125 207H123V208H120L119 210H122V209H125L126 210ZM132 208V209H133ZM188 209H189V206L187 207ZM213 208H211V210L213 211ZM227 208H229V207H227ZM236 208H238V207H236L235 206V209ZM252 208V207H251ZM109 209V208H108ZM128 209H130V207L128 208ZM132 209L130 210V211H125V210H123L124 212H121V213H119V211L117 212V215H115L114 213H113V211H110V213L112 212L113 213V215H115V216H112V214H111V216H112V218L110 219L109 217H108V214H107V217L110 219V220H108V218H106L105 217V215H103V217L102 218H106V220H108L107 222H104V220L105 219H103V221L101 220L102 218H99V220H101L102 221V227L100 228V231L98 232V237H97V235L95 236H93V238L94 237H96L97 238V240H96V238H95V240H96V247L95 248H92L93 249V251H92V253H93V255H94V257H92L91 256V258H92V260H91V258H90V260L87 262H85V263H83V264H102V263H104V264H106V260H108V259H110V258H107L106 260H105V258L101 255V254H103V253H105V251H107V249L108 250H111V249H109V247H113V246H116V245H118V246H120V248L121 247H124V248H126V250H124L123 248H121V249H123L122 251H123V253H122V256L124 257H122V256H120V257H122L125 261H127V263H129L130 264V262H131V264L132 263H134V264H144V261L146 262L147 260H144V259H146L147 257V255L145 254V253H149L148 251L147 252H143V251H145V249L143 250V248L145 247H143L142 246V243H141V241H140V239H139V237H138V235H141V234H138L137 233V229H136V224L138 225L139 223H136L138 220H134V218H135V216L137 217V215L135 214L132 218L130 217V214H131V211H132ZM205 209V208H204ZM218 209V208H217ZM221 208H219V210H220ZM231 209V210H232ZM262 209V208H261ZM135 210H136V208H135ZM223 210V209H222ZM231 210H229V214L231 215V213H233V212H231ZM240 210V209H239ZM244 210V209H243ZM250 210V209H249ZM252 210H253V208H252ZM255 210V209H254ZM41 212H43V210H40ZM190 211V210H189ZM206 211V210H205ZM234 211H237V210H234ZM248 211V210H247ZM256 211H258V210H256ZM263 212H264V210H262ZM103 213H101V215L102 214H104L105 213V211H104V209H103V211H102ZM107 212V211H106ZM130 212V213H129ZM136 212V211H135ZM211 212V211H210ZM214 212V211H213ZM212 212V213H213ZM246 212V211H245ZM252 212H254L255 213V211H252ZM138 213V212H137ZM143 213V212H142ZM142 213L140 214L142 217H143V215H142ZM190 213V212H189ZM207 213V212H206ZM222 212H220L219 214H218V212H217V215H220ZM223 213H225V212H223ZM250 214H247V216L248 215H252V213L251 212H249ZM48 214V213H47ZM106 214V213H105ZM192 214V213H191ZM196 214V215H195ZM209 214V213H208ZM214 214V213H213ZM212 214V215H213ZM236 215H237V212L235 213ZM240 214V213H239ZM239 214H238V216H239ZM257 214H258V212L256 213V214H254L255 215V217L254 216H252V217H254L255 219L253 220V223L254 224H257L258 225V223L259 222H261L262 223V221H261V219H262V217H261V219H258L260 216V214H258V218H257ZM33 215H34V217H33ZM129 215V216H128ZM133 215V214H132ZM206 215V214H205ZM242 214H240V216H241ZM263 214H261V216H262ZM41 216H43V213L41 214ZM193 216V217H192ZM207 216V215H206ZM214 216L215 215H213V218H214ZM227 216V215H226ZM225 216V217H226ZM243 216H245L244 214H243ZM36 217V218H35ZM142 217H140V219L142 218ZM220 217H222V216H220ZM249 217V216H248ZM251 217V218H252ZM263 217H264V215H263ZM144 218V217H143ZM142 218V219H143ZM237 218V217H236ZM235 217L233 218V217H231V219H234V220H231L232 222L233 221H237V220H235L236 219ZM257 218V219H256ZM45 219L47 220V217H46V215H45ZM142 219L140 220V223H141V221H142ZM208 219V218H207ZM214 219H216V218H214ZM214 219H212V220H214ZM222 219V218H221ZM226 219V218H225ZM229 219V218H228ZM227 219V220H228ZM240 219V218H239ZM247 219V218H246ZM245 219V220H246ZM43 220V219H42ZM45 220V221H46ZM49 220V219H48ZM51 220H52V218H51ZM50 220V221H51ZM192 220V219H191ZM223 220V219H222ZM243 220V219H242ZM256 220H260V221H258V222H254V221H256ZM262 220H264V219H262ZM44 221V222H45ZM193 221V220H192ZM216 221V220H215ZM214 221V222H215ZM43 222V224H46V223H48L47 221L44 223ZM100 222V221H99ZM197 222V224H200V223H198ZM207 222V224H209L208 223V221H206ZM209 222H210V220H209ZM211 222H213V221H211ZM224 222H226V221H224ZM223 222V223H224ZM228 222V221H227ZM231 222V223H232ZM235 222H234V224H235ZM242 222H244V221H242ZM246 222V221H245ZM248 222V221H247ZM247 222H246V225H248L247 224ZM250 222V221H249ZM106 223V224H105ZM229 223H230V221H229ZM252 223V222H251ZM250 223V224H251ZM253 223L250 225H248V226H252L253 225ZM42 224V225H43ZM103 224H105V227H103ZM211 224V223H210ZM221 224V223H220ZM226 224V223H225ZM233 224V223H232ZM236 224H239V223H237L236 222ZM241 224H243V223H241ZM245 224V223H244ZM46 225H49V223L48 224H46ZM140 225V224H139ZM205 225V224H204ZM212 225V224H211ZM218 225V224H217ZM216 225V226H217ZM224 225V224H223ZM245 225V226H246ZM256 225V226H257ZM50 226V225H49ZM200 226V225H199ZM203 226V225H202ZM206 226H208V225H206ZM215 226V225H214ZM226 226V225H225ZM243 226V225H242ZM241 226V227H242ZM259 226H260V224H259ZM263 226H264V223H263ZM139 227V226H138ZM205 227V226H204ZM231 227H232V225H231ZM236 227H238V226H236ZM236 227H235V229H236ZM247 227V226H246ZM261 227V226H260ZM50 228V227H49ZM212 228V227H211ZM219 228V227H218ZM233 228H234V226H233ZM232 228V229H233ZM252 228H255V226L253 225L252 226ZM258 228V226L255 228V229H257ZM140 229V228H139ZM216 229H217V227H216ZM239 229H241L240 227H238L237 228V230L238 231H240ZM262 229V228H261ZM42 230V231H41ZM98 230V229H97ZM143 230V229H142ZM234 230V229H233ZM244 230V229H243ZM249 230V228L248 229H246V231H248ZM257 230H260V229H257ZM49 231V230H48ZM48 231H47V234H48ZM216 231V230H215ZM218 231V230H217ZM217 231H216V233H217ZM220 231V230H219ZM228 231V230H227ZM230 231H232V230H230ZM237 231V233H239ZM245 231V230H244ZM264 230H262V232H263ZM41 232H42V234L43 233H45V234H41ZM139 232V231H138ZM143 232H145V231H143ZM207 232V231H206ZM210 232H211V230H210ZM249 232V231H248ZM260 232V231H259ZM261 232V233H262ZM96 233V232H95ZM94 233V234H95ZM140 233V232H139ZM141 233H142V231H141ZM215 233V234H216ZM219 233V232H218ZM230 233H233V231L232 232H226L225 233V235L226 234H230ZM235 233V234H234ZM234 233L233 234H230L231 235V237H232V235H236L237 233H236V231H234ZM249 233H251V232H249ZM257 233V232H256ZM255 233V234H256ZM209 234V233H208ZM219 234H221V233H219ZM224 234V233H223ZM223 234H221L222 235V237H224V235ZM240 234H242V233H239V237H240V239L242 238L241 236H240ZM50 235H51V233H50ZM144 235V234H143ZM246 235V236H245ZM258 235V234H257ZM261 234L259 233V236H260ZM92 236H90V237H92ZM147 235L145 234V237H146ZM209 236V235H208ZM214 236V235H213ZM220 236V235H219ZM238 236L236 235V237H237V239H236V241L238 240V241H243V240H239L238 239ZM244 236L245 237H247V233H245L244 234ZM254 236V235H253ZM89 236L87 237V240L89 241V238H90ZM141 238H143L142 236H140ZM209 237H211V236H209ZM208 237V238H209ZM216 237H218L217 235H216ZM221 237V236H220ZM226 237V236H225ZM249 237L251 238V235H249L248 236V238H246V239H248L249 240ZM255 237V236H254ZM261 237V236H260ZM262 237H264V236H262ZM261 237V238H262ZM47 238H48V236H47ZM92 238V239H93ZM205 238H206V236H205ZM208 238H206V239H208ZM215 238V237H214ZM244 238V237H243ZM256 238V237H255ZM91 239V240H92ZM145 239H147V238H145ZM145 239L143 238L142 239V242H143V240L145 241ZM212 239H213V237H212ZM223 239V238H222ZM254 239V238H253ZM258 239V238H257ZM211 240V239H210ZM226 240V239H225ZM255 240V239H254ZM264 241V239H261V241ZM83 241V240H82ZM87 241V243H86V241H85V243L86 244H88L89 242ZM202 242H203V240H201ZM222 241V240H221ZM227 241V240H226ZM225 241V242H226ZM231 241V240H230ZM232 241H235L234 239H232ZM253 241V240H252ZM50 242V241H49ZM79 242V241H78ZM78 242H77V244H78ZM80 242H81V240H80ZM92 242V241H91ZM90 242V243H91ZM211 242H213V241H211ZM224 242V241H223ZM222 242V244H224ZM254 242V244H255V242L256 241H253ZM48 243V242H47ZM95 243V242H94ZM145 243V242H144ZM149 243V242H148ZM204 243V242H203ZM214 243V242H213ZM218 244L220 243V240H219V242H217ZM229 243V242H228ZM228 243H227V245H228ZM239 243V242H238ZM248 243H250V242H248ZM257 243V242H256ZM259 244H260V239H259V242H258ZM258 243H257V245H258ZM84 244V243H83ZM147 244V243H146ZM208 244V243H207ZM210 244V243H209ZM209 244H208V246H209ZM212 244V243H211ZM215 244V243H214ZM235 244H236V242H235ZM241 244V243H240ZM242 244L244 245L245 243L244 242H242ZM262 244V243H261ZM90 245V244H89ZM89 245H87L86 247H90ZM92 245H93V243H92ZM148 245H150V244H148ZM217 245V244H216ZM225 245V244H224ZM227 245H225V246H227ZM230 245V244H229ZM233 245H234V243H233ZM243 245H241V246H243ZM246 245H247V243H246ZM77 246H79V247H81L82 248V246H81V243L79 244V245H77ZM84 247H85V245H83ZM118 246H116V247H118ZM205 246H207V245H205ZM236 246H239V248H240V245H236ZM248 246V245H247ZM250 246V245H249ZM256 246V245H255ZM260 245H258L257 247H259ZM261 246H264V245H261ZM85 247V248H86ZM147 247H149V246H146V248ZM210 247V249H212L211 247H213V246H209ZM209 247H208V249H209ZM219 247V246H218ZM223 247V246H222ZM229 247V246H228ZM244 247H246L245 245H244ZM256 247V249H257V251L259 250V248L261 249V247H259V248H257ZM85 248H83V250L85 249ZM114 248V247H113ZM234 248V247H233ZM106 249V250H105ZM149 249V248H148ZM148 249H146V250H148ZM209 249V250H210ZM223 249V248H222ZM228 249V248H227ZM243 249V248H242ZM245 249H248V248H245ZM250 249H252V248H250ZM42 250V251H41ZM91 250V249H90ZM95 250V251H94ZM116 250V249H115ZM206 250V249H205ZM218 250H220V249H218ZM234 251H236V249H233ZM264 250V249H263ZM263 250H261V251H263ZM86 251H88V248H86ZM85 251V252H86ZM121 251V252H122ZM125 251V252H124ZM206 251H208V250H206ZM211 251V250H210ZM213 251V250H212ZM211 251V252H212ZM214 251H216V250H214ZM213 251V252H214ZM230 251H232L231 249H230ZM248 251V250H247ZM260 251V250H259ZM258 251V252H259ZM84 252V255L86 254ZM89 252V251H88ZM87 252V253H88ZM91 252V251H90ZM101 252H103V253H101ZM205 252V251H204ZM229 252V251H228ZM243 252H245L244 250H243ZM81 253V252H80ZM80 253H79V256H80ZM111 253V252H110ZM115 253V252H114ZM118 253H120V252H118ZM206 253V252H205ZM208 253V252H207ZM207 253H206V255H207ZM218 253V252H217ZM216 252L214 253V255H216L217 254ZM225 253V252H224ZM237 253V252H236ZM249 253V252H248ZM255 253H256V251H255ZM260 253V252H259ZM48 254V253H47ZM82 254V253H81ZM124 254V255H123ZM228 255L229 254H231V253H227ZM234 254V253H233ZM239 254V253H238ZM251 254H253V253H251ZM261 254H262V252H261ZM260 254V255H261ZM88 255H89V253H88ZM87 254H86V256H88ZM111 255H113V254H111ZM115 255V254H114ZM117 255V254H116ZM119 255H121V253L119 254ZM119 255H117V258H118V256ZM126 255H127V257H128V255H129V258L127 259V258H125L126 257ZM204 255V254H203ZM210 255V253L208 254V256ZM213 254L211 253V256H212ZM213 255V259H216L217 257L216 256H214ZM239 255H241V254H239ZM263 255H264V253H263ZM37 256H38V258H37ZM43 256H45V254L43 255ZM78 256V255H77ZM82 256V255H81ZM105 256V255H104ZM208 256L207 257H204V258H207L209 261H210V256H209V258H208ZM221 256V255H220ZM224 256H226V255H224ZM242 256V255H241ZM247 256V255H246ZM246 256H244V257H246ZM111 258H112V256H110ZM116 257V256H115ZM114 257V258H115ZM119 257V258H120ZM149 258H150V255L148 256ZM223 257V256H222ZM228 257V256H227ZM240 257V256H239ZM248 257H250V256H248ZM261 257V256H260ZM26 258V260L25 261H22V260H24ZM29 258V259H28ZM37 258V259H36ZM40 258H42V256L40 255ZM79 257H76L75 258V260L76 259H78ZM84 258V257H83ZM86 258V257H85ZM85 258H84V260H85ZM88 259H89V256L87 257ZM86 258V259H87ZM117 258H116V261H117ZM118 258V259H119ZM122 258H121V261H123L122 260ZM131 258V259H130ZM148 258V259H149ZM204 258H203V260H204ZM231 258V257H230ZM229 258V259H230ZM237 258V257H236ZM255 258V257H254ZM261 258H263V257H261ZM74 259V258H73ZM87 259V260H88ZM103 259H104V261H103ZM129 259L131 260V261H129ZM226 259H228V258H226ZM238 259V258H237ZM239 259H242V258H239ZM238 259V261L240 262V260ZM245 259H248V258H245ZM251 259H253V257L251 258ZM256 259V258H255ZM33 260H31L32 262H35V261H33ZM83 260V259H82ZM114 260V259H113ZM151 260V259H150ZM149 260V261H150ZM231 260V259H230ZM233 260V259H232ZM244 260V259H243ZM257 260V259H256ZM81 260L79 259V262H80ZM103 261V262H102ZM110 261V260H109ZM119 261H120V259H119ZM119 261H117V262H114V263H118ZM125 261H123V262H125ZM129 261V262H128ZM152 261V260H151ZM148 262V264L149 263H152V262ZM212 261V260H211ZM214 261V260H213ZM218 261V260H217ZM217 261H215V262H217ZM236 261V260H235ZM242 261V260H241ZM41 262H42V259H41ZM41 262H37V263H35V264H38V263H41ZM113 262V261H112ZM123 262H121L122 264H123ZM205 262V261H204ZM214 262V263H215ZM251 262H253L252 260H251ZM207 263V262H206ZM221 263V262H220ZM234 263V262H233ZM238 263V262H237ZM258 263L259 264H264V258H263V260L262 259H258ZM23 264V263H22ZM34 264V263H33ZM42 264V263H41ZM113 264V263H112ZM125 264V263H124ZM146 264V263H145ZM153 264V263H152ZM228 264V263H227ZM229 264H230V262H229ZM242 264V263H241ZM252 264H255V262L254 263H252ZM257 264V263H256Z\"/></svg>",
    "mask_w": 264,
    "mask_h": 264
}]
</instances>
